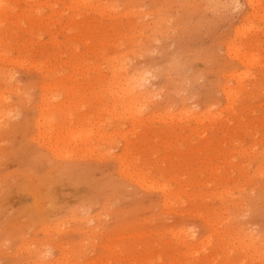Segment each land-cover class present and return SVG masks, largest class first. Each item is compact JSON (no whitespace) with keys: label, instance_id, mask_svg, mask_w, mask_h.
<instances>
[{"label":"rangeland","instance_id":"1","mask_svg":"<svg viewBox=\"0 0 264 264\" xmlns=\"http://www.w3.org/2000/svg\"><path fill=\"white\" fill-rule=\"evenodd\" d=\"M14 1L16 2L14 3ZM40 1L41 0L39 1L38 0H27V1L26 0H11V1L10 0H0L1 2L0 3V6H1L0 7V19H1L0 21L2 22V23L0 22V28H1L0 31L3 29L2 30L3 32L1 31V33H3L2 35H4V36L0 35L1 40L4 39V41L3 40L0 41V54L2 55V56L0 55L2 57V61L0 58V71L2 73L3 71L4 72L9 71L8 73L11 72L10 73L11 81L9 80L8 83L6 84L7 85L11 84L9 85V86H12L11 88L15 87L13 89L14 93H11L9 90H5L4 87H7V86L3 84V82L1 81V77H0V85H1L0 90L1 92L4 91L2 93L4 95L3 98H5L4 103L8 101L6 104L9 106V109L11 111V112L9 111V116L6 118L7 120L5 118L3 120L4 122L3 125H6V126L2 125V127L4 128L1 127L2 129L0 130V140H2L0 141V154H1L0 155V264H12V263L13 264H27V263L32 264L33 260L35 262L33 264H37V263L39 264L40 261H42L40 262V264H43V263L52 264L53 262H55V264H109V263L110 264H139V262L140 264H161V263L162 264H170V263L182 264V262L184 264H188V263L189 264H264V262L258 259L256 261L255 258L257 257H255V255H252L251 251H248V252L239 251V249L235 247V243L233 242L231 237H225L222 235L221 233L222 228H221L220 222L218 224H215V222L220 221V219L224 216V211H225L224 209H226L227 214L233 216L231 220L232 226H235V225L240 226L241 228H243L246 231H249L255 236L264 237V194L260 195L259 193V188L262 185H264V175H263L264 174L263 173L264 172L263 171L264 170V155H263L264 153H262L264 150V122H261V121H264V56H263L264 55V25H263L264 24V7H263L264 1L256 0L259 3L256 2L255 0L253 1V4L254 3L258 4V5L254 4L253 6V10H256L255 12L254 11L252 12L251 8L248 7V5L246 4L247 0H101L102 2H100V0H94V1L90 0L89 3L84 2V4L82 1L80 2V0H75V1L72 0L74 3H72L70 0H63V1L62 0H56V1L55 0L54 1L52 0L44 1L43 0L44 2L41 1L42 2L41 5L39 3L37 5V2H40ZM68 1H70L69 4H68ZM31 2L33 3L35 2L34 3L35 5L33 3L31 4ZM47 2H50L49 3L50 5L47 4ZM99 2L101 4H104L102 5L104 8H106V6L110 3L107 6L108 7L107 10L104 9ZM27 3L30 6L29 8H27L28 6ZM70 3L71 5L74 4L73 6L75 8L74 7L71 8ZM86 4H88V7ZM77 6L79 7L77 8ZM10 7L11 9H9ZM1 8L6 10L7 12L6 11L2 12ZM41 8L42 9L44 8L43 9L44 11ZM49 8H52V10H50ZM67 8L70 10H68ZM101 8L104 11L106 10L105 12H107L109 16H107V13L103 12ZM59 9L61 10V12L59 11ZM98 9L99 10L101 9L102 13L106 15L101 17L103 15L101 13L102 15L99 16L101 11L99 12ZM55 10H57L56 11L57 13L60 12V15L54 12ZM22 11H24V13ZM94 11H97V12H94ZM123 11H125L126 14ZM50 12L52 14H50ZM85 12H87L88 15H86L87 13ZM251 12L254 14L250 15ZM25 13H27V16ZM1 14L5 16V19L3 18V15ZM45 14L47 15L45 16ZM256 14L259 18L255 16ZM20 15L22 17H20ZM79 15L82 17H80ZM121 15L123 16L126 15L125 17L127 18ZM24 16H26L25 17L26 19L23 18ZM34 16L36 19L33 18ZM38 16L40 18L41 17L43 18V20L41 18L40 24H39ZM16 17H19V18L17 19ZM50 17L53 19V21H49ZM31 18L33 19V21ZM30 19H31V22H30ZM44 19L47 24L44 22ZM6 20H10V23L9 21H6ZM17 20H19V22ZM36 20H38V22ZM258 21H262L263 24ZM14 22H16V25ZM52 22L53 24H51ZM74 22H77V23H74ZM250 23L251 24L253 23L252 27L247 26V25H250ZM50 25L52 28L50 27ZM28 28L30 29L28 30L30 31V33H27L28 31L26 29ZM45 28H49V29L46 30ZM146 28L150 31H148ZM243 28L244 29L246 28L245 33H244ZM6 29L8 32L6 31ZM131 32H132V35H131ZM239 32H240V35L238 36L239 38L238 40L237 35L239 34ZM241 33H244V35H241ZM143 35H145L146 38ZM5 36L7 37L6 41L4 38ZM242 36H245V37H242ZM84 38L87 40V42L85 41ZM134 38H136V40H134ZM150 38H152L151 39L152 41L150 40ZM112 39L116 42H114ZM130 39L132 40V42L130 41ZM145 39L148 40L146 41V43H145ZM14 41L16 42L14 43ZM26 41L28 44L26 43ZM100 41L102 43H99ZM2 42H4V44ZM6 42L8 44H6ZM56 42L59 44L55 45ZM21 43L24 44L23 48L21 46L22 45ZM107 43H109L110 46L112 44L114 45H112L110 48L109 44ZM230 43L233 44V47L238 45V47H236L238 48L237 49L238 56L240 53L239 51L246 50L245 51L246 53H243V52L240 53L241 58L247 57L246 54L248 55L250 53L252 55L255 54L253 56H256V54L257 56L258 55L259 56L258 57L256 56L257 59L255 60L252 59L254 61L252 64H249V67H248L249 59L247 58L245 59H247L248 61L244 60V58L233 60L232 50L235 51L234 49L235 47L233 48ZM227 44H230V45L227 46ZM7 45L9 47V50H8ZM29 46L30 48L28 50ZM229 46L231 47V49H229L231 53L228 52L229 50L225 49L226 47L228 49ZM239 47L241 50L239 49ZM3 48L5 49L4 51H3ZM10 48H13V49H10ZM92 49L94 51H92ZM119 49L120 50L122 49V51H119ZM261 49L263 50L261 51ZM85 52L87 54H85ZM227 52L229 54H227ZM97 53H99L100 56ZM120 53H122L123 57H124V54H126L125 58L127 60V66H128L129 71H134V70L140 71V72L142 71L148 76L147 77L148 80L145 82V88H147L151 96L149 98V101L146 103L147 105L143 106L142 107L143 109L141 108L142 111L139 109L136 112V114L132 116L133 118L131 117V115H128V114H123V115L118 114L119 113L118 109L114 111L115 109H112L110 106L111 100L109 96L106 95L107 94L106 88L108 87L106 85H107V79L109 76L108 71L106 70V66H107L106 62H109L108 60H110L111 57L113 58L118 55L121 56ZM17 54H18V57H16ZM251 54L248 55V57H250ZM230 55H232V57ZM6 56H8L7 59H6ZM11 56L13 58L12 60H14L15 58L17 59V60L15 59L16 61L15 60L14 61L18 62L20 66L17 63H15L14 65V61L12 60L10 61H12L13 63L9 61L8 58L11 59ZM77 58L79 59L80 63L78 62ZM227 58H229V60ZM18 59H23V60L25 59L26 61L24 60L23 63H21V60L18 61ZM54 59L56 60V62ZM62 59H64V61L65 59L67 60L64 62L62 61ZM258 59H260L261 61ZM240 60H242L243 62ZM256 60L259 62L257 63ZM3 61L4 62L6 61L7 63L6 62L4 63ZM34 61L35 62L39 61V63L38 62L34 63ZM244 61L247 62V64L244 63ZM27 62H30V63L32 62L34 65L33 64L30 65V63H27ZM42 62L45 63V66ZM67 62L69 64L71 63L72 64L71 65L66 64ZM241 63H243L244 65L246 64L245 66L246 68H244V72H243L244 65L243 64L241 65ZM26 64H28L29 66ZM49 64L50 66H48ZM96 65H100V66L98 67ZM31 66L33 67L38 66V69L41 68L42 71L40 72L41 69L38 71L36 67H34L36 70L33 67L31 69ZM90 66L93 68H91ZM28 67L30 68L28 69ZM56 67H60L62 69L56 68ZM100 67L101 68L103 67L105 70L103 68L100 69ZM45 68H48L50 71ZM95 68L97 70H95ZM248 68H250V70H248ZM246 70H248L249 73H246L247 72ZM83 71H85L86 73ZM240 71L241 73H239ZM1 72H0V75H1ZM54 72L57 74H55ZM232 72L233 73L238 72L239 74L237 73V76H236V73H235V76H236L235 77L233 76L234 74ZM40 73L41 75H39ZM46 73L48 74L46 75ZM72 73H76V74L73 75ZM77 73H79L80 75ZM82 74L84 77L81 76ZM241 74L243 75L242 78H241ZM67 75H70V76H67ZM102 75L104 76V78ZM238 75H240V77ZM252 75L253 77L254 76L255 77L252 78ZM64 76L70 77V78H66ZM56 78L57 79L60 78L61 80L59 79L57 80ZM236 78H238L239 80L241 79L239 83H237L239 80L235 81ZM51 79L53 80L51 81ZM65 80L66 82L69 80V82H67L68 83L67 85H65L66 84L64 82ZM82 80H85L86 82L85 81L82 82ZM98 80L100 84L98 83ZM58 81H60L61 83H59ZM90 81H91V84H90ZM42 82L45 85L44 88H46V86L48 85V82L50 84L52 82L53 84L52 86L49 84V86H47L45 90L43 88L42 90L41 89V86H43ZM45 82L47 84H45ZM54 82H56L55 85H54ZM57 83L59 84V86ZM61 84H63L66 87L65 88L66 90H64V88L63 90H60L61 86H63ZM75 84L76 86L78 85L77 88L80 86L77 90H75L76 89L75 88L76 86H74ZM92 84H94V86ZM235 85L237 86L235 87ZM54 86L57 87V90H56V87ZM223 86H224V89H226L227 87L231 88L232 89L231 93L232 91H235V93H232V94L229 93L227 95L225 92H221V89L219 88H222ZM69 87H72L74 89L69 88ZM246 87L247 88L249 87L248 90H246L247 89ZM68 88L70 89V91ZM233 88L234 89L237 88V89L233 90ZM15 89H16V92H15ZM84 89L85 91H83ZM93 89L94 91H91ZM13 90L11 89L12 92ZM46 90H49L48 91L49 93H45L47 92ZM67 90H68L67 92L68 94L65 93V91ZM103 90L105 91L103 92ZM41 92H44L45 94L42 93L40 95ZM55 92L58 95H55L56 94ZM72 92L76 95L77 98L73 95ZM228 92H230V90ZM92 93L95 94V97ZM71 94L73 95L72 96L73 98L70 97ZM96 94L97 95L101 94L100 98H98ZM233 94H236V96L238 97H235V95L233 96ZM43 95L46 96L47 99L45 97L43 99ZM229 95H232V96H229ZM39 96L40 97L42 96L41 98L44 102L40 100L41 98H39ZM91 96L93 97L91 98ZM224 96L226 97V99ZM250 96L252 97L250 98ZM81 97H83L84 99H81ZM230 97H233V98L230 99ZM234 98H237V99H234ZM94 99L98 100V102ZM100 99H102V101ZM55 100L59 102H56ZM228 100H231V103ZM71 101L73 102L72 105L70 103ZM76 101L78 102V105L75 103ZM226 101L228 103H226ZM68 102L70 103V105ZM42 103H43V106L45 105L44 107L46 108L45 109L43 107L44 108L43 112L50 111L48 113L47 112L44 113L45 115L47 114L46 117L52 118L51 115L56 116L54 117L55 122L53 120L52 121L49 120L46 122L47 123L46 125H44L45 124L44 122H43L44 124L40 123L41 122V120L39 119L40 116H38L37 112L39 113L38 106H40ZM55 104L57 105L54 106ZM62 104L67 107L66 108H64V106L62 107ZM223 104L225 105L223 106ZM227 104L228 106H226ZM231 104L236 105V106L232 105L233 106L232 107ZM46 105L48 106L46 107ZM50 106L53 108H51ZM55 107L58 112L55 111ZM57 107H60V108H57ZM205 107L209 110H207ZM210 107L212 109H210ZM225 107L227 109L226 111L228 112L225 111ZM231 107L232 109L234 108L233 109L234 111L231 110ZM48 108L50 109L48 110ZM105 108L106 109L108 108L112 112H110L109 110H106L108 111V114L107 112L105 114H102L105 112ZM144 108L145 109L147 108V109L145 110ZM180 109L189 110L192 113H194V115L191 113V116H190V113L187 114V113L181 112ZM15 110L16 112H14ZM64 110L65 111L67 110L68 112H65ZM177 110H180L181 113L185 114L184 117L187 114L186 118L188 117V119L190 118L192 119L189 121L188 119L183 118V114L181 115L180 112L179 113L177 112ZM206 110L210 111L209 114ZM71 111L74 113H72ZM140 111L142 113H140ZM224 111L230 116L225 114ZM203 112L206 114H204ZM65 113H67L66 116H65ZM69 113L71 114V116H69ZM79 113L80 114L82 113V114L78 115ZM166 113L167 114L170 113V114L167 115ZM201 113L204 114L205 116L210 115V119L212 118L211 120L213 121L211 122V120L208 119L209 117L206 118L205 120V117H203ZM210 113H212L213 115L211 116ZM232 113L234 114L232 115ZM57 114H59L60 116ZM163 114L164 115L166 114L165 115L166 119L164 118V116H161ZM94 115H96L97 117H95ZM114 115H115V118H114ZM116 116H118L119 118L117 117L118 118L117 119ZM128 116H130L131 119L130 117L126 118ZM177 116H179L178 118L180 119L179 120L180 122L178 121V118H176ZM99 117L100 118L102 117V118L100 119ZM158 117H160L161 120H165L166 122L161 121L160 119H159L160 122H158V120H154V119H158ZM172 117L173 118L175 117L174 118L175 120ZM196 117H198V119L200 118L201 122H199L198 119H196ZM214 117H216V119ZM218 117L220 119H217ZM124 118L127 121L124 122L125 120ZM170 118H172L173 120ZM74 119L76 122L74 121ZM95 119H97L96 124L94 122L96 121ZM132 119H134L135 121L134 120L132 121ZM116 120L118 121V123ZM148 120L149 121L151 120V123H148L149 122ZM168 120L170 121L167 122ZM258 120L260 122H258ZM56 121H57V124H56ZM137 121L138 122L140 121V122L138 123ZM36 122L37 123L39 122L40 123L39 125H43L44 128H41L40 126L37 127ZM100 122L102 124H100ZM86 123L88 124L86 125ZM132 123L133 125H131ZM123 124L124 126L121 127ZM50 126H52L53 130L50 129L51 128ZM70 126H72V128ZM137 126L141 128L139 127L137 128ZM34 127H37L38 132L42 129L39 132V134L35 133L36 129ZM74 127H76V129L82 128L85 131L82 132V129H81L80 134L86 135L84 136L78 133L79 135L76 136L77 138L76 140H74L75 135H77L75 133L79 131L71 132V134L73 133L72 135H74L73 140L75 141V143L77 142L76 145H74L73 143L74 141H72V144L69 143L70 140L68 141V145H67L65 142H67V138L69 139V137L67 136L65 137V135H64L65 139L63 140L61 139L65 143V144L61 143L63 146L60 144L61 140L58 139L59 137H61L60 135L57 134L58 138H56V140L54 139V136H56V134L54 135L55 132L57 133V131L59 132L61 130L63 133L60 131L62 133L60 134L63 136V134L64 133L66 134L67 132L66 129L71 128L72 130H76ZM83 127H86V128L92 127L90 128L91 130L90 132H92V130L94 129L93 134L87 136L88 135L87 133L89 130L87 129L88 131H86V129ZM128 127H129V131H128ZM45 128H49L48 129L49 133L45 132L47 131V129ZM44 129L45 131H43ZM97 129L99 130L94 133V131ZM104 129L106 131H104ZM125 129H127L128 132ZM123 131H125L126 133H124ZM105 132L107 134L110 133L111 135L109 134L108 136ZM114 132L117 133L118 135L117 134L115 135ZM120 132H123L121 133L122 135H126L124 136L125 138L120 134ZM148 132L151 133L152 135L150 136ZM223 132L226 134H223ZM34 133L36 135L41 134L40 136L42 138H40V136L39 137L36 136V137H38L39 140L42 139L43 141H38ZM68 133L69 132H67V134ZM129 133L131 136L129 135ZM43 134L44 136L45 134L46 135L51 134V135H49V137L48 136L44 137ZM197 134L198 136L196 137ZM52 135L53 137L51 138L50 136ZM72 135L70 136V139H72L73 137ZM228 135L230 136L228 137ZM82 136L85 137V139L88 137L89 139L88 138L87 139L89 141L83 139ZM98 136L99 137L103 136L104 138L103 137L97 138ZM115 136H117L118 138ZM78 137L82 138V141H85V142L81 143L82 142L81 141L80 143H78L77 141L79 140ZM94 137L96 139H94ZM152 137L153 138L156 137V138L153 139ZM175 137L177 138V140ZM45 138L48 140H46ZM124 139H126V141ZM34 140H37V141H34ZM108 140L110 141V143H108L109 142ZM163 140H166L167 142L168 141L169 142L165 143ZM173 140H174V143H173ZM182 140L184 141L181 142ZM253 140L255 143H253ZM86 141L88 142L87 144H86ZM92 141H95V142H92ZM142 141L143 143H141ZM178 141L180 144L178 143ZM219 141H222L220 142V144L222 143L221 145H224V146H221L222 148L217 147V146H220V144L218 143ZM223 141H225L226 143ZM238 141L240 143H238ZM46 142L49 145L51 144L50 145L51 147L48 146ZM126 142H127V145H126ZM130 142H131V145H129ZM134 142H135V145H134ZM56 143L58 146H55V148L57 147L60 152H62L63 149L65 150L66 147H67L66 150H69L70 147H73V149L77 152L78 156L75 155L76 152H74V154L72 153L74 150L71 148L72 149L71 153L73 154V155H70L71 160L68 159L69 156L68 157L67 155L63 156L65 153L67 154L66 150L64 151L65 153L64 152L60 153L62 154L61 156L60 154H58L59 159L56 158L57 151L56 153L52 152L53 150H57V149L52 148L54 147L53 144H56ZM233 143L235 144L233 145ZM208 144L210 146H208ZM238 144L240 146H238ZM43 145H46L49 148H51V152L49 151L48 147L46 148V146H44L43 148ZM79 145L81 146V148ZM85 145L86 146L88 145L87 146L88 148L86 147L87 149H84ZM165 145L167 146L170 145V146L166 147ZM64 146L66 147L64 148ZM97 146H100L103 148H100ZM246 146H248L249 149H247ZM61 147L63 149H61ZM162 147H164L165 150ZM93 148H94V151L92 152ZM95 148H97V150ZM243 148L246 150H244ZM261 149L263 150L261 151ZM80 150L82 153L81 157H80V152H79ZM82 150L83 152L86 150L84 152L85 155L89 152L90 154L88 153V155L90 157L88 155L83 156L84 154ZM90 150L92 153L90 152ZM102 150H103L102 154H104L105 150H107L106 152L110 154L107 155L105 153L103 155L104 158H101L100 156H102V154L100 152ZM235 150H237L238 152H240L241 150L242 153L244 152H247V153H244L242 155L241 152L236 153L237 151ZM259 151L261 154H259ZM96 152L97 154L99 152V154L101 155L100 156L99 154L98 156L95 155L94 153ZM51 153L52 154L54 153L56 156L54 155L55 156L54 157L53 155H51ZM68 153L71 154L70 152ZM122 155H125V156L123 157ZM62 156L65 157L64 160ZM133 156L134 157L139 156V158L137 159V158H134ZM206 156L207 157L209 156L210 158H207ZM105 157L107 159H105ZM109 157H112L114 159L109 158ZM122 157H123V160L121 161ZM231 158H233L234 160ZM206 159L208 161H206ZM113 160H116V161H113ZM117 160H120L119 162L123 164V167L121 164H119ZM117 163L119 164V166ZM125 163L127 164L125 165ZM219 163L220 164L222 163L223 167ZM231 164L235 165V167ZM239 164H243V167L242 165H239ZM256 165L258 166V168ZM129 166L131 167L129 168ZM60 167H67L70 170L67 169L63 171L61 174H57V170ZM120 167L121 169H124V170H126L127 168L128 169L126 171L121 170L122 173L120 172L121 173L120 174L119 173ZM134 168H137L138 171L137 170L133 171ZM220 169H222V171ZM244 169H247V170H244ZM217 170H220V171H217ZM253 170H256V171L252 172ZM127 171L130 175L134 174L133 172H137V174H139L138 172L143 171V172H140L143 175L141 178L143 183L141 181L137 182L139 181L138 180L140 178L139 175L141 174H139L138 176L137 174L136 175L134 174L135 175L134 178H137V177L139 178L135 179L134 180L135 182H133V180H131L133 175H131L132 177H130L128 173L127 175L123 174ZM144 171L146 174H144ZM238 172L239 174H237ZM257 172L258 174L260 173L262 174L263 176L261 177L262 179L260 178L261 175L259 176ZM117 173L120 174V176ZM213 173L215 174L213 175ZM126 176L129 178L127 179ZM250 176L252 177L250 178ZM56 177H58V179H63L62 181L63 186L59 188L56 187V184H57L56 179H55ZM145 177H148V178L150 177L149 178L150 180H155L153 181V183L157 184V186L153 184L148 178L147 180H145L148 182H145L144 181ZM234 177L236 178L237 181L235 180ZM238 177L239 179H237ZM248 179H250V181ZM206 181L208 183H206ZM144 182L145 184L148 183L147 185H149V187H145ZM246 183L247 185H245ZM137 184L139 186L142 185L143 189L140 188ZM161 184L162 186L163 185L165 186L164 191L160 190V189H163L164 187V186L161 187ZM202 184L203 186L205 185V188L204 187L202 188L200 186ZM206 184L208 185L206 186ZM151 185H153L154 187ZM168 187H171L172 189ZM149 188H152V189L155 188L157 192L154 189L151 190ZM157 188L159 190H157ZM221 188H222V191H220ZM35 189H37V191L39 192L37 191L36 193L35 191L33 192V190ZM235 189H237V191ZM28 191H29V194L31 193L30 196L28 194ZM55 191H56V194L58 195L55 194ZM171 191H174V192H171ZM208 191H210L211 193ZM41 192H43L44 194ZM51 192H52V195H51ZM199 192H201L202 194ZM213 192H216V193H213ZM165 193H167L168 194L167 196L169 197L164 196ZM173 193L175 194L173 195ZM224 193L227 194L228 196H226ZM193 194H196V195L194 196ZM209 194L210 195L213 194V195L208 196ZM48 196L49 198L50 197L51 198L49 199ZM32 197L35 198V200ZM199 197L201 199H199ZM56 198L57 199L59 198L58 199L59 202ZM167 198L168 200H166ZM174 198L176 199L174 200ZM171 199L174 201H172ZM202 199L203 201H201ZM237 199L240 201L241 206L232 208L233 206L231 204L237 201ZM49 200L50 201L52 200V201L50 204H47L48 202H50ZM191 201H194V203ZM165 202H166V205H162V203L165 204ZM32 203L35 206H33ZM228 203H231V204H228ZM161 205L166 208L162 207ZM167 205L169 206L167 207ZM218 209H220L221 211ZM87 214L89 215V218ZM57 215L59 216L57 217ZM72 216L75 218H72ZM83 217L85 220L84 219L81 220V218ZM202 219H205V220H202ZM211 220H213V222ZM56 221H58V224H56ZM52 222L54 226L57 225L55 226L56 229L52 228L53 227ZM207 222L209 224H207ZM45 225H48V226L44 227ZM209 225L211 226L209 227ZM39 226H40V229H38ZM179 228L181 229L183 228V230L191 229L195 233L194 234L195 239L188 240V243L190 245L188 246L189 248L185 246H181V244L178 243L175 236L171 235L172 232L174 233L178 231ZM41 230H43V232ZM44 230H47L50 233L48 234L47 231L45 232ZM53 230L55 231L56 234L54 233ZM57 230L58 232H56ZM163 231L168 234L164 233ZM206 235L209 236V238L207 237L202 238L203 236H206ZM170 236H172V239ZM29 238H32V239L30 240ZM43 238H44V241H42ZM21 239L23 241H27L25 243H28V245L26 244L25 246H27L28 248L24 247V242ZM205 240L206 241L210 240V243L206 242ZM21 241L23 242V244L21 243ZM37 241H41L39 242L40 243L39 245ZM56 241L59 243H57ZM198 241H200V243ZM201 241H203L202 243L204 244H202ZM31 242L35 245V248H34V245L31 244ZM44 242L45 243L48 242L50 245L48 243H47L48 245L47 244L44 245ZM18 244L20 248H18L17 250V248H14V247H18L17 246ZM57 244H60L61 246L64 245V246L59 247V245ZM40 245H44L43 248L44 247L45 248L43 249L42 246ZM37 246H39L38 249H36ZM21 247L25 248L23 250V252L25 251L24 253L22 252ZM102 247H105V249L103 250ZM192 247L193 249L195 247V250H194L195 253L199 250L196 253L198 255L196 254L193 255L194 252H193ZM196 247L198 248L196 249ZM48 248L51 250L52 255L50 258L46 260L42 259V256H41V260H39V258L36 257V253H33L34 251L38 252L39 250L41 254H43ZM59 248L61 251L59 250ZM14 250L19 251L20 254L19 252L14 253L16 252ZM31 250H34V251L32 252ZM60 252L63 254L62 255L63 257L61 256ZM65 252L67 255L65 254ZM110 253H112L113 255ZM64 254L66 255V257ZM68 255L69 257H67ZM158 258L160 259V261L157 260ZM202 258L206 260L203 261ZM37 259L39 260V262ZM52 259L53 260L55 259V260L51 262ZM254 260L255 262H253Z\"/></svg>","mask_w":264,"mask_h":264},{"label":"bare ground","instance_id":"2","mask_svg":"<svg viewBox=\"0 0 264 264\" xmlns=\"http://www.w3.org/2000/svg\"><path fill=\"white\" fill-rule=\"evenodd\" d=\"M10 1H11V0H10ZM26 1H27V0H26ZM38 1H39V0H38ZM41 1L44 2V1H46V0H44V1L41 0ZM41 1H40V2H37V5H38V3L41 5V4H42ZM50 1H51V0H50ZM52 1H54V0H52ZM55 1H56V0H55ZM62 1H63V0H62ZM70 1H71L72 3H74L72 0H70ZM70 1H68V4H69ZM74 1H75V0H74ZM81 1H82L83 4H84V2H88V3H89L90 0H80V2H81ZM93 1H94V0H93ZM253 1H254V0H247V1H246V2H247L246 4L248 5V7L251 8L252 12H253V11L255 12L256 10H253V6H254V4H256V3L253 4ZM255 1H256V0H255ZM263 1H264V0H263ZM15 2H16V1H14V3H15ZM17 2H18V1H17ZM19 2H21V1H19ZM100 2H102V1L100 0ZM100 2H99V3H100ZM256 2H258V1H256ZM260 2H261V1H260ZM0 3H1V2H0ZM8 3H9V2H8ZM23 3H24V2H23ZM32 3H33V2H31V4H32ZM34 3H35V2H34ZM34 3H33V4H34ZM49 3H50V2H47V4H49ZM52 3H53V2H52ZM61 3H62V2H61ZM76 3H77V1H76ZM76 3H75V4H76ZM78 3H79V2H78ZM97 3H98V2H97ZM258 3H259V2H258ZM263 3H264V2H263ZM2 4H3V3H2ZM17 4H19V3H17ZM44 4H45V3H44ZM54 4H55V3H54ZM54 4H53V5H54ZM83 4H82V5H83ZM91 4H92V3H91ZM95 4H96V2H95ZM100 4H101V3H100ZM100 4H99V5H100ZM109 4H110V3H109ZM109 4H108V5H109ZM27 5H28V3H27ZM27 5H26V6H27ZM34 5H35V4H34ZM49 5H50V4H49ZM53 5H52V6H53ZM61 5H62V4H61ZM73 5H74V4H73ZM73 5H71V3H70L71 8L74 7ZM79 5H81V4H79ZM86 5H87V7H88V4H86ZM99 5H98V6H99ZM102 5H104V4H101V6H102ZM108 5H107V6H108ZM256 5H258V4H256ZM263 5H264V4H263ZM263 5H262V6H263ZM2 6H3V5H2ZM7 6H8V5H7ZM7 6H5V7H7ZM10 6H11V5H10ZM13 6H14V5H13ZM17 6H18V5H17ZM44 6H46V5H44ZM44 6H42V7H44ZM47 6H48V5H47ZM55 6H56V5H55ZM55 6H54V7H55ZM57 6H58V5H57ZM65 6H67V5H65ZM75 6H76V5H75ZM107 6H106V8H104L103 6H102V7H103L104 9L107 10V8H108ZM259 6H260V5H259ZM259 6H258V7H259ZM0 7H1V6H0ZM5 7H4V9H5ZM15 7H16V6H15ZM29 7H30V6L28 5L27 8H29ZM48 7H49V6H48ZM50 7H51V6H50ZM63 7H64V6H63ZM78 7H79V6H77V8H78ZM85 7H86V6H85ZM89 7H90V6H89ZM258 7H257V8H258ZM263 7H264V6H263ZM263 7H262V8H263ZM13 8H14V7H13ZM69 8H70V7H69ZM74 8H75V7H74ZM91 8H93V7H91ZM94 8H95V7H94ZM99 8H100V7H99ZM4 9L1 8L2 12H5V11H6V10H4ZM7 9H8V8H7ZM9 9H11V7H10ZM25 9H26V8H25ZM25 9H24V10H25ZM41 9H42V8H41ZM43 9H44V8H43ZM43 9H42V10H43ZM49 9L52 10V8H49ZM61 9H62V8H61ZM67 9H68V8H67ZM95 9H96V8H95ZM101 9H102V8H101ZM101 9H100V10L98 9L99 12L101 11ZM30 10H31V8H30ZM32 10H33V9H32ZM39 10H40V9H39ZM45 10H46V9H45ZM68 10H70V9H68ZM82 10H83V9H82ZM102 10H103V9H102ZM106 10H105V11H106ZM109 10H110V9H109ZM112 10H113V9H112ZM112 10H111V11H112ZM37 11H38V10H37ZM43 11H44V10H43ZM56 11H57V10H55L54 12H56ZM59 11L61 12L60 9H59ZM76 11H77V10H76ZM78 11H79V10H78ZM91 11H93V10H91ZM105 11L103 10V12H105ZM111 11H110V12H111ZM259 11H260V10H259ZM2 12H1V13H2ZM6 12H7V11H6ZM22 12L24 13V11H22ZM52 12H53V11H52ZM60 12H59V13L56 12V13H57L58 15H60ZM74 12H75V10H74ZM94 12H97V11H94ZM113 12H114V11H113ZM123 12L125 13V11H123ZM126 12H127V11H126ZM252 12H251L250 15L254 14V13H252ZM257 12H258V10H257ZM260 12H261V11H260ZM23 13H22V14H23ZM27 13H28V12H27ZM27 13H25L26 16H27ZM33 13H34V12H33ZM36 13H37V12H36ZM44 13H45V12H44ZM48 13H49V12H48ZM63 13H64V12H63ZM70 13H71V12H70ZM82 13H83V12H82ZM85 13H87V12H85ZM101 13H102V11L100 12V15H99V14H98V15L101 16V15L103 14V13H102V14H101ZM105 13H107V12H105ZM131 13H132V12H131ZM22 14H21V15H22ZM41 14H42V13H41ZM50 14H52V13L50 12ZM53 14H55V13H53ZM121 14H123V13H121ZM125 14H126V13H125ZM261 14H262V13H261ZM1 15H3V14H1ZM5 15H6V14H5ZM21 15H20V17H22ZM29 15H30V14H29ZM46 15H47V14H45V16H46ZM58 15H57V16H58ZM86 15H88V13H87ZM89 15H91V14H89ZM93 15H94V14H93ZM104 15H106V14H103L101 17H103ZM110 15H111V14H110ZM250 15H249V16H250ZM258 15H259V14H258ZM26 16H24L23 18H25ZM43 16H44V15H43ZM79 16H80V15H79ZM107 16H109L108 13H107ZM121 16H123V15H121ZM125 16H126V15H124L123 17H125ZM255 16L258 17L257 14H256ZM262 16H263V15H262ZM8 17H9V16H8ZM38 17H39V16H38ZM38 17H37V18H38ZM48 17H49V16H48ZM51 17H52V16H51ZM51 17H50V20H49V21H53V19H52ZM59 17H60V16H59ZM65 17H67V16H65ZM74 17H75V16H74ZM80 17H82V16H80ZM97 17H98V16H97ZM105 17H106V16H105ZM110 17H111V16H110ZM1 18H2V17H1ZM3 18L5 19V16H4V15H3ZM3 18H2V19H3ZM16 18L18 19L19 17H16ZM33 18H35V16H34ZM41 18H42V17H41ZM41 18L39 17V19H38V20H39V24H40V20H41ZM45 18H46V17H45ZM107 18H108V17H107ZM125 18H127V17H125ZM249 18H250V17H249ZM258 18H259V17H258ZM12 19H13V18H12ZM25 19H26V18H25ZM31 19H32V18H31ZM31 19H30V22H31ZM35 19H36V18H35ZM51 19H52V20H51ZM68 19H69V18H68ZM252 19H253V18H252ZM252 19H251V20H252ZM254 19H255V18H254ZM0 20H1V19H0ZM10 20H11V19H10ZM10 20H6V21H9V23H10ZM14 20H16V19H14ZM14 20H12V21H14ZM28 20H29V19H28ZM38 20H36V21L38 22ZM42 20H43V18H42ZM46 20H48V19H46ZM54 20H56V19H54ZM251 20H250V22H251ZM256 20H258V19H256ZM2 21H4V20H2ZM17 21L19 22V20H17ZM17 21H16V22H17ZM32 21H33V19H32ZM36 21H35V22H36ZM49 21H48V22H49ZM67 21H68V20H67ZM69 21H70V20H69ZM0 22H1V21H0ZM16 22H14L15 25H16ZM42 22H43V21H42ZM44 22H45V19H44ZM44 22H43V23H44ZM88 22H89V21H88ZM247 22H248V21H247ZM258 22H261V23H262V21H258ZM258 22H257V23H258ZM1 23H2V22H1ZM12 23H13V22H12ZM28 23H29V22H28ZM45 23H46V22H45ZM45 23H44V24H45ZM74 23H77V22H74ZM80 23H81V22H80ZM116 23H117V22H116ZM136 23H138V22H136ZM46 24H47V23H46ZM51 24H53V22H52ZM62 24H63V22H62ZM66 24H67V22H66ZM68 24H70V23H68ZM71 24H72V23H71ZM82 24H83V23H82ZM142 24H143V23H142ZM241 24H243V23H241ZM248 24H249V23H248ZM252 24H253V23H252ZM252 24L250 23V25H247V26H251V27H252ZM262 24H263V23H262ZM13 25H14V24H13ZM25 25H26V24H25ZM37 25H38V23H37ZM58 25H59V24H58ZM73 25H74V24H73ZM116 25H118V24H116ZM119 25H120V24H119ZM144 25H145V24H144ZM263 25H264V24H263ZM3 26H5V25H3ZM8 26H9V25H8ZM68 26H69V25H68ZM79 26H80V25H79ZM82 26H83V25H82ZM140 26H141V25H140ZM154 26H155V25H154ZM14 27H16V26H14ZM17 27H18V26H17ZM50 27H51V25H50ZM59 27H60V26H59ZM59 27H58V28H59ZM61 27H62V25H61ZM61 27H60V28H61ZM66 27H67V26H66ZM103 27H104V26H103ZM108 27H109V26H108ZM141 27H142V26H141ZM240 27H241V25H240ZM6 28H7V27H6ZM9 28H10V27H9ZM22 28H24V27H22ZM35 28H36V27H35ZM51 28H52V27H51ZM69 28H70V27H69ZM136 28H138V27H136ZM139 28H140V27H139ZM236 28H238V27H236ZM0 29H1V28H0ZM10 29H11V28H10ZM12 29H13V28H12ZM19 29H20V28H19ZM38 29H39V28H38ZM45 29L47 30V29H49V28H45ZM53 29H55V28H53ZM64 29H65V28H64ZM66 29H67V28H66ZM141 29H142V28H141ZM146 29H147V28H146ZM249 29H250V27H249ZM249 29H248V30H249ZM251 29H252V28H251ZM255 29H257V28H255ZM260 29H261V27H260ZM260 29H259V30H260ZM2 30H3V29H2ZM2 30H1V31H2ZM23 30H24V29H23ZM26 30L28 31V30H30V29L28 28V29H26ZM33 30H34V29H33ZM35 30H36V29H35ZM41 30H42V29H41ZM46 30H45V31H46ZM144 30H145V29H144ZM147 30H148V29H147ZM241 30H242V29H241ZM243 30H244V33H245L246 28H245V29L243 28ZM253 30H254V29H253ZM1 31H0V33H1ZM4 31H5V30H4ZM6 31H7V29H6ZM6 31H5V32H6ZM11 31H13V30H11ZM18 31H19V30H18ZM61 31H62V29H61ZM72 31H73V30H72ZM72 31H71V32H72ZM109 31H110V30H109ZM139 31H140V30H139ZM148 31H150V30H148ZM235 31H236V30H235ZM235 31H233V32H235ZM237 31H238V29H237ZM249 31H250V30H249ZM2 32H3V31H2ZM7 32H8V31H7ZM9 32H10V30H9ZM19 32H20V31H19ZM31 32H32V31H31ZM50 32H51V31H50ZM132 32H133V31H132ZM132 32H131V35H132ZM240 32H241V31H240ZM240 32H239V34L237 35V38H238V36L240 35ZM242 32H243V31H242ZM252 32H253V31H252ZM252 32H251V33H252ZM11 33H12V32H11ZM13 33H14V32H13ZM27 33H30V31H28ZM32 33H33V32H32ZM48 33H49V32H48ZM137 33H138V32H137ZM237 33H238V32H237ZM244 33H241V35H244ZM2 34H3V33H1L0 35H2ZM15 34H16V33H15ZM18 34H20V33H18ZM122 34H123V33H122ZM246 34H247V33H246ZM246 34H245V35H246ZM254 34H255V33H254ZM262 34H263V33H262ZM10 35H11V34H10ZM12 35H13V34H12ZM21 35H22V34H21ZM32 35H33V34H32ZM124 35H125V34H124ZM139 35H140V33H139ZM139 35H138V36H139ZM152 35H153V33H152ZM248 35H249V34H248ZM2 36H4V35H2ZM24 36H25V35H24ZM37 36H38V35H37ZM46 36H47V35H46ZM83 36H84V35H83ZM126 36H127V35H126ZM138 36H137V37H138ZM143 36H145V35H143ZM147 36H148V34H147ZM234 36H235V35H234ZM11 37H12V36H11ZM14 37H15V36H14ZM20 37H21V36H20ZM49 37H50V36H49ZM51 37H52V36H51ZM134 37H135V36H134ZM232 37H233V36H232ZM242 37H245V36H242ZM260 37H262V36H260ZM4 38H5V41H6V38H7V37L5 36ZM9 38H10V37H9ZM16 38H17V37H16ZM23 38H24V37H23ZM31 38H32V37H31ZM127 38H128V37H127ZM129 38H130V36H129ZM145 38H146V36H145ZM233 38H234V37H233ZM233 38H232V39H233ZM19 39H20V38H19ZM80 39H81V38H80ZM84 39H85V38H84ZM148 39H149V38H148ZM151 39H152V38H150V40H151ZM245 39H246V38H245ZM2 40L4 41V39H2ZM2 40H1V38H0V41H2ZM52 40H53V38H52ZM103 40H104V39H103ZM112 40H113V39H112ZM128 40H129V39H128ZM128 40H127V41H128ZM134 40H136V38H134ZM234 40H235V39H234ZM238 40H239V38H238ZM238 40H237V41H238ZM21 41H22V40H21ZM49 41H50V40H49ZM83 41H84V40H83ZM85 41L87 42L86 39H85ZM113 41H114V40H113ZM130 41L132 42L131 39H130ZM146 41H148V40L145 39V43H146ZM151 41H152V40H151ZM259 41H260V40H259ZM11 42H12V41H11ZM15 42H16V41H14V43H15ZM19 42H20V41H19ZM19 42H18V43H19ZM51 42H52V41H51ZM80 42H81V41H80ZM88 42H89V41H88ZM114 42H116V41H114ZM114 42H113V43H114ZM131 42H130V43H131ZM138 42H139V41H138ZM234 42H235V41H234ZM234 42H233V43H234ZM255 42H256V41H255ZM2 43L4 44V42H2ZM18 43H17V44H18ZM26 43H27V41H26ZM26 43H25V44H26ZM84 43H85V42H84ZM92 43H93V41H92ZM96 43H97V42H96ZM99 43H102V42L100 41ZM109 43H110V42H109ZM109 43H107V44H109ZM126 43H127V42H126ZM133 43H134V42H133ZM228 43H229V41H228ZM257 43H258V42H257ZM6 44H8V43L6 42ZM21 44H22V43H21ZM27 44H28V43H27ZM57 44H59V43L56 42L55 45H57ZM110 44H111V43H110ZM110 44H109V46H110ZM119 44H120V43H119ZM134 44H135V43H134ZM230 44H231V43H230ZM230 44H227V46L230 45ZM255 44H256V43H255ZM11 45H12V44H11ZM11 45H9V46H11ZM18 45H19V44H18ZM23 45H24V44L21 45L22 48H23ZM67 45H68V44H67ZM74 45H75V44H74ZM104 45H105V44H104ZM112 45H114V44H112ZM112 45H111V46H112ZM115 45H116V44H115ZM121 45H122V44H121ZM121 45H120V46H121ZM127 45H128V44H127ZM137 45H138V43H137ZM231 45H232V47H233V44H231ZM260 45H261V44H260ZM12 46H13V45H12ZM58 46H59V45H58ZM60 46H61V45H60ZM99 46H100V44H99ZM106 46H107V45H106ZM111 46H110V48H111ZM130 46H131V44H130ZM239 46H240V45H239ZM2 47H3V46H2ZM7 47H8V45H7ZM64 47H65V45H64ZM72 47H74V46H72ZM84 47H85V45H84ZM90 47H91V46H90ZM114 47H115V46H114ZM118 47H119V46H118ZM127 47H128V46H127ZM224 47H225V46H224ZM234 47H235V48H234ZM234 47H233V48L235 49V51L232 50L233 60H234V59H242V58H244V60L249 59L250 63H249V61L247 60V61H248V67H249V64H252L253 61H254L255 59H257V58H256L257 54H256V56H253V55H255V54L252 55L251 53H250V54H251V56H250L251 58L248 57V55H250V54H248V55L246 54L247 57H242V58H241V57H240V53H241V52L246 53V52H245L246 50H243V51H239V50H238V51L240 52V53H239V56H238V54H237V53H238V52H237V49H238V48H236V47H238V45H237V46H234ZM243 47H245V46H243ZM253 47H254V46H253ZM25 48H26V46H25ZM29 48H30V46L28 47V50H29ZM77 48H78V47H77ZM77 48H76V50H77ZM104 48H105V47H104ZM112 48H113V47H112ZM233 48H232V49H233ZM10 49H13V48H10ZM19 49H20V48H19ZM57 49H58V48H57ZM68 49H69V48H68ZM70 49H71V48H70ZM72 49H73V48H72ZM97 49H98V48H97ZM115 49H116V48H115ZM129 49H130V48H129ZM131 49H132V48H131ZM225 49H226V50H229V49H231V47L229 46L228 49H227V47H226ZM239 49H240V47H239ZM251 49H253V48H251ZM257 49H258V48H257ZM4 50H5V49L3 48V51H4ZM8 50H9V47H8ZM30 50H31V49H30ZM76 50H75V51H76ZM95 50H96V49H95ZM103 50H104V49H103ZM103 50H102V51H103ZM240 50H241V49H240ZM262 50H263V49H261V51H262ZM3 51H2V52H3ZM6 51H7V50H6ZM10 51H11V50H10ZM18 51H20V50H18ZM23 51H24V49H23ZM25 51H27V50H25ZM31 51H32V50H31ZM68 51H70V50H68ZM85 51H86V50H85ZM92 51H94V50L92 49ZM99 51H100V50H99ZM119 51H122V49H121V50L119 49ZM2 52H1V53H2ZM8 52H9V51H8ZM72 52H73V50H72ZM82 52H83V51H82ZM82 52H81V53H82ZM97 52H98V50H97ZM133 52H134V50H133ZM135 52H136V51H135ZM228 52H230V50H229ZM228 52H227V54H229ZM257 52H258V51H257ZM42 53H43V52H42ZM76 53H77V52H76ZM78 53H79V51H78ZM78 53H77V54H78ZM92 53H93V52H92ZM110 53H111V52H110ZM124 53H126V52H124ZM128 53H129V52H128ZM230 53H231V52H230ZM233 53H234V54H233ZM254 53H255V52H254ZM4 54H5V53H4ZM18 54H19V53H18ZM18 54L16 55V57H18ZM22 54H23V53H22ZM65 54H66V53H65ZM85 54H87V53L85 52ZM97 54L99 55V53H97ZM97 54H96V55H97ZM129 54H130V53H129ZM0 55H1V54H0ZM12 55H13V54H12ZM25 55H26V54H25ZM41 55H42V54H41ZM60 55H61V54H60ZM67 55H68V54H67ZM93 55H94V54H93ZM98 55H97V56H98ZM101 55H102V54H101ZM114 55H115V54H114ZM120 55H121V56L118 55V56L113 57V58L111 57V59L108 60L109 62H106V63H107V66H106V65H105V66H106V70L108 71V74H109V76L107 75V76H108V79H107V85H106V86H108V87L106 88V89H107V92H106L107 94H106V95L109 96V98H110V100H111V101H110V102H111V103H110V104H111L110 106H111L112 109H115L114 111H116V109H118V110H119V113H118V114H121V115H123V114H128V115H131V117H132L133 115L136 114V112H137L139 109L142 111V109H143L142 107L145 106V105H147L146 103L149 101V98H150V96H151V94H149L150 92H148L147 88H145V82L148 80V79H147L148 76H147V74H145V73L142 72V71H141V72H140V71H136V70H134V71H129L128 66H127V60H126V58H125V55H126V54H124V57L122 56V53H120ZM131 55H132V54H131ZM232 55H230V56L232 57ZM1 56H2V55H1ZM1 56H0V58H1V61H2V57H1ZM3 56H4V55H3ZM55 56H56V55H55ZM99 56H100V55H99ZM103 56H104V55H103ZM106 56H107V55H106ZM106 56H105V58H106ZM244 56H245V55H244ZM252 56H253V58H252ZM258 56H259V55H258ZM258 56H257V57H258ZM261 56H262V55H261ZM263 56H264V55H263ZM4 57H5V56H4ZM4 57H3V58H4ZM7 57H8V56H6V59H7ZM20 57H22V56H20ZM226 57H227V56H226ZM254 57H255V58H254ZM51 58H52V57H51ZM59 58H60V57H59ZM72 58H73V57H72ZM79 58H80V57H79ZM102 58H103V57H102ZM109 58H110V56H109ZM109 58H107V59H109ZM127 58H129V57H127ZM245 58H247V59H245ZM261 58H262V57H261ZM4 59H5V58H4ZM8 59H9V61H10V60H12L13 58H12V56H11V59H10V58H8ZM15 59H16V58H15ZM15 59H14V60H15ZM26 59H27V58H26ZM68 59H69V58H68ZM77 59H78V58H77ZM91 59H92V58H91ZM103 59H104V58H103ZM227 59L229 60V58H227ZM250 59H251V60L254 59V60L251 61ZM14 60H12V61H14ZM16 60H17V59H16ZM16 60H15V61H16ZM20 60H21V63H23V61H24L25 59H24V60H23V59H18V61H20ZM28 60H29V59H28ZM28 60H27V61H28ZM33 60H35V59H33ZM47 60H48V59H47ZM54 60H55V59H54ZM57 60H58V58H57ZM66 60H67V59H65V61H66ZM258 60H260V59H258ZM12 61H10V62L13 63ZM15 61H14V65H15V63L18 64V62H15ZM25 61H26V60H25ZM42 61H43V60H42ZM48 61H49V60H48ZM52 61H53V59H52ZM59 61H60V59H59ZM62 61H64V59H62ZM65 61H64V62H65ZM87 61H88V60H87ZM89 61H90V60H89ZM103 61H104V60H103ZM236 61H237V60H236ZM240 61H242V60H240ZM256 61H257V60H256ZM260 61H261V60H260ZM3 62H4V61H3ZM5 62H6V61H5ZM5 62H4V63H5ZM10 62H9V63H10ZM32 62H33V61H32ZM32 62H31V63H30V62H27V63H30V65H32V64H33ZM36 62L39 63V61H36ZM36 62L34 61V63H36ZM44 62H45V61H44ZM55 62H56V60H55ZM78 62H79V59H78ZM81 62H82V61H81ZM128 62H129V61H128ZM238 62H239V60H238ZM242 62H243V61H242ZM258 62H259V61H257V63H258ZM6 63H7V62H6ZM24 63H25V62H24ZM38 63H37V64H38ZM42 63H43V62H42ZM46 63H47V62H46ZM49 63H50V62H49ZM79 63H80V62H79ZM106 63H104V64H106ZM244 63L247 64V62H245V61H244ZM254 63H255V62H254ZM43 64H44V66H45V63H43ZM53 64H54V63H53ZM66 64H69V63L67 62ZM71 64H72V63H71ZM71 64H69V65H71ZM100 64H101V63H100ZM242 64H243V63H241V65H242ZM246 64H245V65L243 64V65H244V67H243V72H244V68H246V67H245ZM1 65H2V64H1ZM8 65H9V64H8ZM18 65H19V64H18ZM18 65H16V66H18ZM26 65H28V64H26ZM33 65H34V64H33ZM35 65H36V64H35ZM46 65H47V64H46ZM73 65H74V64H73ZM75 65H76V63H75ZM87 65H88V64H87ZM91 65H92V64H91ZM94 65H95V64H94ZM260 65H261V64H260ZM19 66H20V65H19ZM28 66H29V65H28ZM48 66H50V64H49ZM57 66H58V65H57ZM61 66H62V65H61ZM79 66H81V65H79ZM96 66L99 67L100 65H96ZM256 66H257V65H256ZM256 66H255V67H256ZM9 67H10V66H9ZM9 67H8V68H9ZM21 67H22V65H21ZM25 67H26V66H25ZM32 67H33V66H31V69H32ZM34 67H36V69H38V66H34ZM34 67H33V68H34ZM39 67H40V66H39ZM46 67H47V66H46ZM67 67H68V66H67ZM90 67H91V66H90ZM251 67H252V66H251ZM29 68H30V67H28V69H29ZM56 68H60V67H56ZM69 68H70V67H69ZM74 68H75V67H74ZM74 68H73V69H74ZM76 68H77V67H76ZM83 68H84V67H83ZM91 68H93V67H91ZM91 68H89V69H91ZM102 68H103V67H102ZM102 68L100 67V69H102ZM257 68H258V67H257ZM22 69H23V68H22ZM34 69H35V68H34ZM36 69H35V70H36ZM40 69H41V68H39L38 71H39ZM45 69H48V68H45ZM52 69H53V67H52ZM60 69H62V68H60ZM73 69H72V70H73ZM77 69H78V68H77ZM77 69H76V71H77ZM87 69H88V67H87ZM103 69H104V68H103ZM4 70H5V69H4ZM48 70H49V69H48ZM55 70H57V69H55ZM63 70H64V69H63ZM70 70H71V69H70ZM84 70H86V69H84ZM92 70H93V69H92ZM92 70H91V71H92ZM95 70H97V69L95 68ZM104 70H105V69H104ZM248 70H250V68H248ZM248 70H246V71H247L246 73H249ZM256 70H257V69H256ZM5 71H6V70H5ZM41 71H42V69L40 70V72H41ZM43 71H44V70H43ZM49 71H50V70H49ZM259 71H260V69H259ZM0 72H1V71H0ZM8 72H9V71H6V72L3 71V73L1 72V75H0V77H1V81L3 82V84H5V86H7V87H4L5 90H9L11 93H14V90H13V89H14L15 87H14V88H11L12 86H9V85H11V84H9V85L6 84V83H8L9 80L11 81V79H10V78H11V77H10V76H11V75H10L11 72H10V73H8ZM52 72H53V70H52ZM55 72H57V71H55ZM55 72H54V73H55ZM59 72H60V71H59ZM66 72H67V71H66ZM73 72H74V71H73ZM80 72H81V71H80ZM83 72H85V71H83ZM87 72H88V71H87ZM250 72H251V71H250ZM257 72H258V71H257ZM42 73H43V72H42ZM49 73H50V72H49ZM60 73H61V72H60ZM85 73H86V72H85ZM89 73H90V71H89ZM92 73H93V72H92ZM232 73H233V72H232ZM235 73H236V76H237V73H238V72H234V73H233L234 75H233V74H232V75L235 76ZM239 73H241V71H240ZM239 73H238V74H239ZM47 74H48V73H46V75H47ZM50 74H51V73H50ZM55 74H57V73H55ZM72 74L74 75V74H76V73H72ZM77 74H79V73H77ZM100 74H101V73H100ZM102 74H103V73H102ZM230 74H231V73H230ZM242 74H243V73H242ZM242 74H241V78H242V76H243ZM256 74H257V73H256ZM39 75H41V73H40ZM51 75H52V74H51ZM58 75H59V74H58ZM70 75H71V74H70ZM70 75H67V76H70ZM79 75H80V74H79ZM224 75H225V74H224ZM244 75H246V74H244ZM248 75H249V74H248ZM12 76H13V75H12ZM44 76H45V75H44ZM48 76H49V75H48ZM62 76H63V75H62ZM62 76H61V77H62ZM81 76H83V74H82ZM81 76H80V77H81ZM87 76H88V75H87ZM102 76H103V75H102ZM226 76H227V75H226ZM236 76H235V77H236ZM238 76L240 77V75H238ZM64 77H66V76H64ZM71 77H72V76H71ZM83 77H84V76H83ZM88 77H89V76H88ZM91 77H92V76H91ZM224 77H225V76H224ZM244 77H245V76H244ZM247 77H248V76H247ZM254 77H255V76H254ZM254 77H253V75H252V78H254ZM44 78H45V77H44ZM47 78H48V77H47ZM50 78H51V77H50ZM66 78H70V77H66ZM66 78H65V79H66ZM75 78H76V77H75ZM78 78H79V76H78ZM103 78H104V76H103ZM103 78H102V79H103ZM250 78H251V77H250ZM12 79H13V78H12ZM56 79H57V78H56ZM58 79L61 80L60 78H58ZM58 79H57V80H58ZM73 79H74V78H73ZM80 79H81V78H80ZM80 79H79V80H80ZM94 79H95V78H94ZM94 79H92V80H94ZM97 79H98V78H97ZM224 79H225V78H224ZM243 79H244V78H243ZM52 80H53V79H51V81H52ZM70 80H71V79H70ZM75 80H76V79H75ZM225 80H226V79H225ZM228 80H229V79H228ZM233 80H234V79H233ZM237 80H239V79L236 78L235 81H237ZM240 80H241V79H240ZM240 80H239L237 83H239ZM254 80H255V79H254ZM254 80H253V81H254ZM54 81H56V80H54ZM71 81H72V80H71ZM83 81H85V80H82V82H83ZM242 81H243V80H242ZM2 82H1V83H2ZM58 82L61 83L60 81H58ZM64 82L66 83L65 85H67V84H68L67 82H69V80H68L67 82H66V80H65ZM85 82H86V81H85ZM94 82H96V81H94ZM100 82H101V81H100ZM102 82H103V81H102ZM105 82H106V80H105ZM244 82H245V81H244ZM55 83H56V82H54V85H55ZM73 83H75V82H73ZM88 83H89V82H88ZM98 83H99V80H98ZM98 83H97V84H98ZM234 83H235V82H234ZM234 83H233V84H234ZM42 84H43V86L40 85V86H41V89L43 88V89L45 90V89L47 88V86H49L50 83L48 82V85L46 86V88H44L45 85H44L43 82H42ZM45 84H47V83L45 82ZM52 84H53V83L51 82L50 85L52 86ZM57 84H58V83H57ZM63 84H64V83H63ZM63 84H61V85H63ZM69 84H70V83H69ZM77 84H78V83H77ZM82 84H83V83H82ZM90 84H91V81H90ZM90 84H89V86H90ZM94 84H95V83H94ZM94 84H92V85L94 86ZM99 84H100V83H99ZM105 84H106V83H105ZM105 84H104V85H105ZM245 84H246V83H245ZM78 85H79V84H78ZM78 85H77V86H78ZM225 85H226V84H225ZM225 85H224V86H225ZM0 86H1V85H0ZM56 86H57V85H56ZM56 86H54V87H56ZM58 86H59V84H58ZM71 86H72V85H71ZM74 86H76V84H75ZM77 86L75 87V88H76L75 90H77V89L80 87V86H79V87L77 88ZM86 86H87V85H86ZM224 86H223L222 88H219V89H221V92H225L227 95H228L229 93H230V94L235 93V91H232V93H231V90H232V89H231V88H228L227 86H226V87H227V88H226L227 90L224 89ZM231 86H232V84H231ZM236 86H237V85H235V87H236ZM238 86H239V85H238ZM240 86H242V85H240ZM87 87H88V86H87ZM257 87H258V86H257ZM52 88H53V87H52ZM63 88H64V90H66V89H65L66 87H65L64 85L61 86V89H60V90H63ZM69 88H72V87H69ZM69 88H68V89H69ZM89 88H90V87H89ZM89 88H88V89H89ZM92 88H93V87H92ZM239 88H240V87H239ZM246 88H247V87H246ZM248 88H249V87H248ZM248 88H247L246 90H248ZM254 88H255V87H254ZM11 89L13 90V92L11 91ZM16 89H17V88H16ZM16 89H15V92H16ZM43 89H42V90H43ZM54 89H55V88H54ZM72 89H74V88H72ZM98 89H99V88H98ZM103 89H105V88H103ZM228 89L230 90V92H228V91H229ZM236 89H237V88H235V89L233 88V90H236ZM255 89H256V88H255ZM2 90H3V89H2ZM56 90H57V87H56ZM60 90H59V91H60ZM80 90H81V89H80ZM101 90H102V89H101ZM224 90H225V91H224ZM241 90H242V89H241ZM46 91H47V92H45V93H49V92H48L49 90H46ZM69 91H70V89H69ZM83 91H85V89H84ZM83 91H82V92H83ZM91 91H94V89L91 90ZM104 91H105V90H103V92H104ZM226 91H227L228 93H227ZM239 91H240V90H239ZM3 92H4V91H3ZM3 92H1V90H0V130H1L2 128H4V127H2V125L4 124L3 120H4V118L6 119V118L9 116V111H10L9 106L6 104L8 101H7L6 103H4V102H5V100H4L5 98H3V96H4V95L2 94ZM53 92H54V91H53ZM67 92H68V90L65 91V93H67ZM75 92H76V91H75ZM82 92H81V93H82ZM88 92H89V91H88ZM101 92H102V91H101ZM101 92H99V93H101ZM236 92H237V91H236ZM11 93H10V94H11ZM42 93H44V92H41L40 95H41ZM45 93H44V94H45ZM55 93H56V92H55ZM70 93H71V92H70ZM72 93H73V92H72ZM93 93H94V92H93ZM93 93H92V94H93ZM237 93H238V92H237ZM4 94H5V93H4ZM10 94H9V95H10ZM53 94H54V93H53ZM63 94H64V93H63ZM63 94H62V95H63ZM67 94H68V93H67ZM84 94H85V93H84ZM223 94H224V93H223ZM226 94H225V95H226ZM243 94H245V93H243ZM251 94H252V93H251ZM6 95H7V94H6ZM6 95H5V96H6ZM55 95H58V94L56 93ZM73 95L76 97V95H75L74 93H73ZM73 95L71 94L70 97H72ZM88 95H89V94H88ZM93 95H94V97H95V94H93ZM96 95H97V94H96ZM100 95H101V94H100ZM100 95H97L98 98H100ZM106 95H105V96H106ZM234 95H235V97H238V96H236V94H233V96H234ZM7 96H8V95H7ZM63 96H64V95H63ZM65 96H66V95H65ZM79 96H80V94H79ZM103 96H104V95H103ZM229 96H232V95H229ZM239 96H240V95H239ZM9 97H10V96H9ZM41 97H42V96H41ZM41 97L39 96V98H41ZM44 97L46 98V96L43 95V99H44ZM70 97H69V98H70ZM89 97H90V96H89ZM92 97H93V96H91V98H92ZM224 97H225V96H224ZM251 97H252V96H250V98H251ZM52 98H53V97H52ZM52 98H51V100H52ZM54 98H55V97H54ZM72 98H73V97H72ZM76 98H77V97H76ZM86 98H87V97H86ZM107 98H108V97H107ZM231 98H233V97H230V99H231ZM245 98H246V97H245ZM11 99H12V98H11ZM46 99H47V98H46ZM66 99H68V98H66ZM79 99H80V98H79ZM79 99H78V100H79ZM81 99H84V98L81 97ZM225 99H226V97H225ZM228 99H229V98H228ZM234 99H237V98H234ZM7 100H8V98H7ZM40 100H42V98H41ZM85 100H86V99H85ZM94 100H96V99H94ZM94 100H93V101H94ZM100 100L102 101V99H100ZM252 100H253V99H252ZM42 101H43V100H42ZM53 101H54V100H53ZM55 101H56V100H55ZM72 101H73V100H72ZM72 101L70 102L71 105H72V103H73ZM74 101H75V100H74ZM90 101H91V100H90ZM96 101L98 102V100H96ZM103 101H104V100H103ZM106 101H107V100H106ZM228 101L231 103V100H228ZM232 101H233V100H232ZM38 102H39V100H38ZM43 102H44V101H43ZM56 102H59V101H56ZM91 102H92V101H91ZM40 103H41V102H40ZM60 103H61V101H60ZM68 103H69V102H68ZM70 103H69V105H70ZM75 103L78 105V102H77V101H76ZM80 103H81V102H80ZM226 103H228V102L226 101ZM233 103H234V102H233ZM5 104H6V105H5ZM11 104H12V103H11ZM51 104H52V103H51ZM66 104H67V103H66ZM95 104H96V103H95ZM95 104H94V105H95ZM37 105H38V104H37ZM37 105H36V106H37ZM48 105H49V104H48ZM48 105H46V107H47ZM56 105H57V104H55L54 106H56ZM69 105H68V106H69ZM83 105H84V103H83ZM83 105H82V106H83ZM89 105H90V103H89ZM212 105H213V104H212ZM224 105H225V104H223V106H224ZM232 105H233V104H231V106H232ZM44 106H45V105H44ZM44 106H43V103H42L40 106H38V108H39V109H38L39 113L37 112V114H38V116H40V117H39V119L41 120L40 123H42V124L45 123L44 125H46V124H47V123H46L47 121H49V120H50V121H52V120L54 121V120H55L54 117H56V116L51 115L53 119H52L51 117H50V118H47V117H46L47 114H46V115L44 114V113H46L47 111L45 110L46 112H43V109L45 108ZM51 106H52V105H51ZM51 106H50V107H51ZM58 106H59V104H58ZM63 106H64V105L62 104V107H63ZM110 106H109V107H110ZM226 106H228V104H227ZM233 106H236V105H233ZM233 106H232V107H233ZM11 107H12V106H11ZM43 107H44V108H43ZM66 107H67V106H64V108H66ZM96 107H98V106H96ZM104 107H105V106H104ZM206 107H207V106H206ZM206 107H205V108H206ZM212 107H213V106H212ZM232 107H231V110L234 109V108L232 109ZM51 108H53V107H51ZM57 108H60V107H57ZM71 108H72V107H71ZM71 108H70V109H71ZM82 108H84V107H82ZM102 108H103V107H102ZM141 108H142V109H141ZM197 108H198V107H197ZM45 109H46V108H45ZM49 109H50V108H48V110H49ZM62 109H63V108H62ZM94 109H95V108H94ZM100 109H101V108H100ZM144 109H145V108H144ZM146 109H147V108H146ZM146 109H145V110H146ZM206 109H207V108H206ZM210 109H212V108L210 107ZM250 109H251V108H250ZM98 110H99V109H98ZM103 110H104V109H103ZM106 110H109V109H108V108H107V109L105 108V112L103 111L104 113H102V114H105L106 112H107V114H108V111H106ZM180 110H181V109H180ZM180 110H177V112L179 113ZM203 110H204V108H203ZM207 110H209V109H207ZM207 110H206V111H207ZM222 110H223V109H222ZM226 110H227V109H226V107H225V111H226ZM231 110H229V111H231ZM52 111H53V110H52ZM52 111H51V112H52ZM55 111H57V110H56V107H55ZM62 111H63V110H62ZM64 111H65V110H64ZM109 111L112 112L111 110H109ZM114 111H113V112H114ZM141 111H140V113H142ZM169 111H170V110H169ZM169 111H168V112H169ZM225 111H224V112H225ZM233 111H234V110H233ZM10 112H11V111H10ZM12 112H13V111H12ZM14 112H16V110H15ZM48 112H50V111H48ZM48 112H47V113H48ZM57 112H58V111H57ZM59 112H60V111H59ZM65 112H68V111L66 110ZM69 112H70V111H69ZM71 112H72V111H71ZM93 112H94V111H93ZM99 112H100V111H99ZM99 112H98V113H99ZM101 112H102V111H101ZM165 112H166V111H165ZM181 112H184V113H187V114L190 113V116H191V113H192L191 111H189V110H185V109L181 110ZM181 112H180V114L182 115L183 113H181ZM207 112H208V114H209L210 111H207ZM226 112H228V111H226ZM226 112H225V114H227ZM248 112H249V111H248ZM54 113H55V112H54ZM72 113H74V112H72ZM94 113H95V112H94ZM178 113H176V114H178ZM203 113H204V112H203ZM212 113H213V112H212ZM212 113H210L211 116L213 115ZM50 114H51V113H50ZM60 114H61V113H60ZM66 114H67V113H65V116H66ZM81 114H82V113H81ZM81 114L79 113L78 115H81ZM91 114H92V113H91ZM96 114H97V113H96ZM114 114H115V113H114ZM166 114H167V113H166ZM166 114H165V115H166ZM169 114H170V113H169ZM169 114H167V115H169ZM171 114H172V113H171ZM187 114H186V116H187ZM192 114L194 115V113H192ZM201 114H202V113H201ZM204 114H206V113H204ZM204 114H202V115H203V117H205V120H206V118H208V117H209L208 119H210V115L205 116ZM216 114H217V113H216ZM233 114H234V113H232V115H233ZM235 114H236V113H235ZM238 114H239V113H238ZM238 114H237V115H238ZM252 114H253V113H252ZM252 114H251V115H252ZM57 115H59V114H57ZM76 115H77V114H76ZM84 115H85V114H84ZM110 115H112V114H110ZM140 115H141V114H140ZM165 115L163 114V115H161V116H164V118H165ZM184 115H185V114H183V118H186V116L184 117ZM193 115H192V116H193ZM217 115H218V114H217ZM219 115H220V113H219ZM221 115H222V114H221ZM227 115H229V114H227ZM59 116H60V115H59ZM69 116H71L70 113H69ZM85 116H86V115H85ZM85 116H84V118H85ZM87 116H88V115H87ZM92 116H93V115H92ZM94 116L97 117L96 115H94ZM98 116H99V115H98ZM101 116H102V115H101ZM106 116H107V115H106ZM136 116H137V115H136ZM154 116H156V115H154ZM157 116H158V115H157ZM159 116H160V115H159ZM171 116H172V115H171ZM173 116H174V115H173ZM188 116H189V115H188ZM195 116H196V115H195ZM229 116H230V115H229ZM229 116H228V117H229ZM235 116H236V115H235ZM67 117H68V116H67ZM117 117H118V116H116V118H117ZM120 117H121V116H120ZM129 117H130V116H128V117H126V118H129ZM131 117H130V119H131ZM134 117H135V116H134ZM143 117H144V116H143ZM167 117H168V116H167ZM178 117H179V116H177L176 118H178ZM239 117H240V115H239ZM239 117H238V118H239ZM12 118H13V117H12ZM37 118H38V117H37ZM69 118H71V117H69ZM78 118H79V117H78ZM81 118H82V117H81ZM89 118H90V117H89ZM99 118H100V117H99ZM101 118H102V117H101ZM101 118H100V119H101ZM106 118H107V117H106ZM108 118H109V117H108ZM110 118H111V116H110ZM112 118H113V117H112ZM114 118H115V115H114ZM118 118H119V117H118ZM118 118H117V119H118ZM132 118H133V117H132ZM137 118H138V117H137ZM164 118H163V119H164ZM168 118H169V117H168ZM168 118H167V119H168ZM172 118H173V117H172ZM172 118H170V119H172ZM174 118H175V117H174ZM174 118H173V119H174ZM180 118H181V116H180ZM214 118L216 119V117H214ZM214 118H213V119H214ZM232 118H233V117H232ZM35 119H36V118H35ZM82 119H83V118H82ZM82 119H80V120H82ZM97 119H98V118H97ZM97 119H95L96 121L93 120V121L95 122V124H96V122H97ZM104 119H105V118H104ZM124 119H125V118H124ZM159 119L161 120L160 117H158V119H154V120H158V122H160ZM165 119H166V118H165ZM173 119H172V120H173ZM186 119H188V117H187ZM191 119H192V118H190V119H188V120L190 121ZM196 119H198V117H196ZM203 119H204V118H203ZM208 119H207V120H208ZM211 119H212V118H211ZM211 119H210V120H211ZM215 119H214V120H215ZM217 119H220V118L218 117ZM226 119H227V118H226ZM226 119H225V120H226ZM233 119H234V118H233ZM6 120H7V119H6ZM63 120H64V119H63ZM76 120H77V119H76ZM78 120H79V119H78ZM85 120H86V119H85ZM110 120H111V119H110ZM112 120H114V119H112ZM133 120H134V119H132V121H133ZM135 120H136V118H135ZM135 120H134V121H135ZM174 120H175V119H174ZM179 120H180V119L178 118V121H179ZM193 120H194V119H193ZM200 120H201V119L199 118L198 121L201 122ZM243 120H244V119H243ZM256 120H257V119H256ZM8 121H9V120H8ZM35 121H36V120H35ZM70 121H71V119H70ZM74 121H75V119H74ZM89 121H90V120H89ZM107 121H108V120H107ZM107 121H106V123H107ZM116 121H117V120H116ZM125 121H127V120L125 119L124 122H125ZM140 121H142V120H140ZM140 121H139V122H140ZM148 121H149V120H148ZM161 121H165V120H161ZM169 121H170V120H168L167 122H169ZM176 121H177V120H176ZM181 121H182V120H181ZM185 121H187V120H185ZM212 121H213V120H211V122H212ZM241 121H242V120H241ZM43 122H44V123H43ZM54 122H55V121H54ZM63 122H64V121H63ZM67 122H68V121H67ZM75 122H76V121H75ZM79 122H80V121H79ZM91 122H92V121H91ZM111 122H112V121H111ZM137 122H138V121H137ZM139 122H138V123H139ZM158 122H157V123H158ZM165 122H166V121H165ZM165 122H164V123H165ZM179 122H180V121H179ZM193 122H194V121H193ZM195 122H196V120H195ZM214 122H216V121H214ZM220 122H221V121H220ZM256 122H257V121H256ZM258 122H260V121L258 120ZM261 122H264V121H261ZM5 123H6V122H5ZM36 123H37V122H36ZM40 123L38 122V123L36 124V126H37V127L40 126L41 128H44L43 125H39ZM65 123H66V122H65ZM106 123H104V124H106ZM108 123H110V122H108ZM117 123H118V121H117ZM122 123H123V122H122ZM126 123H127V122H126ZM133 123H134V122H133ZM133 123H132L131 125H133ZM143 123H144V122H143ZM148 123H151V120H150ZM170 123H171V122H170ZM252 123H253V122H252ZM6 124H7V123H6ZM56 124H57V121H56ZM62 124H64V123H62ZM87 124H88V123H86V125H87ZM100 124H102V123L100 122ZM100 124H99V125H100ZM111 124H112V123H111ZM135 124H136V123H135ZM159 124H160V123H159ZM166 124H167V123H166ZM230 124H231V123H230ZM256 124H257V123H256ZM256 124H255V125H256ZM34 125H35V123H34ZM58 125H60V124H58ZM65 125H66V124H65ZM71 125H72V123H71ZM77 125H78V124H77ZM84 125H85V124H84ZM92 125H93V124H92ZM171 125H172V124H171ZM255 125H254V126H255ZM3 126H6V125H3ZM53 126H54V125H53ZM62 126H63V125H62ZM101 126H102V125H101ZM123 126H124V124H123L121 127H123ZM135 126H136V125H135ZM168 126H169V125H168ZM244 126H245V124H244ZM1 127H2V128H1ZM10 127H11V126H10ZM37 127H34V128L36 129V132H35V133H36V134H39V132H40L42 129L38 132V131H37ZM50 127H51L50 129L53 130V129H52V126H50ZM70 127L72 128V126H70ZM130 127H132V126H130ZM138 127H139V126H137V128H138ZM248 127H249V126H248ZM257 127H258V126H257ZM57 128H58V127H57ZM71 128H70V129H71ZM74 128L76 129V127H74ZM83 128H85L86 131L89 130L88 133H87V134H88L87 136L93 134V130H94V129L92 130V132H90V131H91L90 128H92V127H88V128L83 127ZM93 128H95V127H93ZM97 128H98V127H97ZM100 128H101V127H100ZM105 128H106V127H105ZM139 128H141V127H139ZM239 128H240V127H239ZM39 129H40V128H39ZM45 129H47V131H45ZM45 129H44L43 131L49 133V132H48V129H49V128H45ZM54 129H56V128H54ZM70 129H66V131L69 132L70 134L68 133V134H69V135H68L67 132H66V134H65V133L63 134V136L61 135V134L63 133L61 130H60V131H61L62 133H61L60 131L58 132V131L56 130L57 133H56V132L54 133V135L56 134V136H54V139L56 140V138H58V137H57V134H58V135L61 136V137H59L58 139H60V140L62 139V140H63V139H65V138H64V135H65V137H66V136L69 137V139L67 138V142H65V143L68 145V141L70 140L69 143L72 144V141L76 140V138H77L76 136H78V135L80 134L82 128H77L76 130H72V129H71V131H70ZM78 129H80V130H78ZM87 129H88V130H87ZM102 129H103V127H102ZM102 129H101V130H102ZM130 129H131V128H130ZM194 129H195V128H194ZM260 129H261V127H260ZM262 129H263V127H262ZM68 130H69V131H68ZM98 130H99V129L95 130L94 133L97 132ZM113 130H114V129H113ZM125 130L127 131V129H125ZM145 130H146V129H145ZM248 130H249V129H248ZM73 131H74V132L79 131V132H76V133H75V134H77V135H75V139H74V140H73L74 135H72L73 133L71 134V132H73ZM83 131H85V130L82 129V132H83ZM104 131H106V130L104 129ZM109 131H110V130H109ZM128 131H129V127H128ZM128 131H127V132H128ZM131 131H133V130H131ZM131 131H130V133H131ZM137 131H138V130H137ZM210 131H211V130H210ZM249 131H250V130H249ZM256 131H257V130H256ZM6 132H8V131H6ZM37 132H38V133H37ZM53 132H54V131H53ZM64 132H65V130H64ZM100 132H101V131H100ZM100 132H99V133H100ZM115 132H116V131H115ZM115 132H114V133H115ZM123 132L126 133L125 131H123ZM123 132H120V134L123 133ZM134 132H135V130H134ZM146 132H147V131H146ZM149 132H150V131H149ZM149 132H148V134H150V136H151L152 134L149 133ZM191 132H192V131H191ZM224 132H225V131H224ZM224 132H223V134H226V133H224ZM238 132H239V131H238ZM35 133H34V134H35ZM41 133H42V132H41ZM43 133H44V132H43ZM51 133H52V132H51ZM60 133H61V134H60ZM78 133H79V134H78ZM85 133H86V132H85ZM105 133H106V132H105ZM111 133H112V132H111ZM130 133H129V135H130ZM194 133H195V132H194ZM197 133H198V132H197ZM228 133H229V132H228ZM250 133H251V132H250ZM255 133H256V132H255ZM36 134H35V137H36V136L39 137V136L41 135V134H40V135H36ZM96 134H97V133H96ZM106 134H107V133H106ZM109 134H110V133H109ZM109 134H107V135L109 136ZM116 134H117V133H115V135H116ZM120 134H119V135H120ZM133 134H134V133H133ZM136 134H137V133H136ZM138 134H139V133H138ZM192 134H193V133H192ZM242 134H243V133H242ZM257 134H258V133H257ZM257 134H255V135H257ZM49 135H51V134H49ZM49 135H48V134H47V135L45 134L46 137H47V136L49 137ZM71 135L73 136L72 139H70V136H71ZM80 135H84V134H80ZM94 135H95V134H94ZM94 135H92V136H94ZM103 135H104V134H103ZM110 135H111V134H110ZM112 135H114V134H112ZM117 135H118V134H117ZM121 135H122V134H121ZM251 135H252V134H251ZM255 135H254V136H255ZM43 136H44V134H43ZM45 136H44V137H45ZM84 136H86V135H84ZM122 136L124 137V136H126V135H122ZM130 136H131V135H130ZM148 136H149V135H148ZM178 136H179V135H178ZM197 136H198V134L196 135V137H197ZM229 136H230V135H228V137H229ZM236 136H237V135H236ZM38 137H36L38 141H43L42 139L39 140ZM50 137L52 138L53 135L50 136ZM79 137H81V136H79ZM79 137H78L79 140H77L78 143H80V142L82 141V138H79ZM82 137H83V136H82ZM100 137H103V136H100ZM100 137L98 136L97 138H100ZM115 137H117V136H115ZM132 137H133V136H132ZM141 137H142V135H141ZM224 137H225V136H224ZM228 137H227V138H228ZM250 137H251V136H250ZM36 138H35V139H36ZM40 138H42V137L40 136ZM87 138H88V137H87ZM87 138L85 139V137H83V139H85V140H88V139H89V138H88V139H87ZM90 138H91V137H90ZM103 138H104V137H103ZM110 138H111V137H110ZM113 138H114V137H113ZM117 138H118V137H117ZM124 138H125V137H124ZM152 138H153V137H152ZM155 138H156V137H155ZM155 138H153V139H155ZM175 138H176V137H175ZM198 138H199V137H198ZM232 138H233V137H232ZM260 138H261V137H260ZM30 139H31V138H30ZM45 139H46V138H45ZM92 139H93V138H92ZM94 139H96V138L94 137ZM108 139H109V138H108ZM128 139H129V137H128ZM130 139H131V138H130ZM180 139H181V138H180ZM180 139H179V140H180ZM224 139H225V138H224ZM246 139H247V137H246ZM37 140H34V141H37ZM46 140H48V139H46ZM55 140H53V141H55ZM60 140H59V141H60ZM62 140H61L60 144H61V143H64V141H62ZM97 140H98V139H97ZM110 140H111V139H110ZM124 140L126 141V139H124ZM143 140H144V138H143ZM167 140H168V139H167ZM170 140H172V139H170ZM176 140H177V138H176ZM222 140H223V139H222ZM225 140H226V139H225ZM231 140H232V139H231ZM0 141H2V140H0ZM49 141H50V140H49ZM49 141H47V142H49ZM53 141H52V142H53ZM88 141H89V140H88ZM108 141H109V140H108ZM118 141H119V139H118ZM125 141H124V142H125ZM138 141H139V140H138ZM163 141H164L165 143L167 142L166 140H163ZM183 141H184V140H182L181 142H183ZM228 141H229V140H228ZM232 141H233V140H232ZM32 142H33V141H32ZM44 142H45V140H44ZM47 142H46V144H48ZM52 142H51V143H52ZM83 142H85V141H82L81 143H83ZM92 142H95V141H92ZM92 142H91V143H92ZM96 142H97V141H96ZM103 142H104V141H103ZM112 142H113V141H112ZM122 142H123V140H122ZM144 142H145V141H144ZM154 142H155V141H154ZM164 142H163V143H164ZM168 142H169V141H168ZM168 142H167V143H168ZM220 142H222V141H219L218 143L220 144ZM223 142H225V141H223ZM235 142H236V141H235ZM35 143H37V142H35ZM39 143H40V142H39ZM41 143H42V142H41ZM53 143H54V142H53ZM57 143H58V142H57ZM57 143H56V144H53L54 147H52L53 149H57V150H53V151H52V152H55V153H56V151H57V156H56L54 153H53V154L51 153V155H53V156L55 155L56 158L59 159L58 154L64 152V151L67 149V147L64 146V148L66 147L65 150L61 147V149H63V150H62V152H60L59 149H58L57 147L55 148V146H58ZM65 143H64V144H65ZM73 143H74V145H76L77 142L75 143V141H74ZM87 143H88V142L86 141V144H87ZM105 143H106V142H105ZM108 143H110V141H109ZM114 143H115V142H114ZM132 143H133V142H132ZM141 143H143V141H142ZM145 143H146V142H145ZM160 143H162V142H160ZM173 143H174V140H173ZM178 143H179V141H178ZM225 143H226V142H225ZM228 143H229V142H228ZM230 143H231V141H230ZM236 143H237V142H236ZM238 143H240V142L238 141ZM253 143H255L254 140H253ZM44 144H45V143H44ZM101 144H102V143H101ZM111 144H112V143H111ZM123 144H124V143H123ZM136 144H137V143H136ZM158 144H159V143H158ZM179 144H180V143H179ZM219 144H218V145H219ZM221 144H222V143H221ZM221 144H220V146H217V147L220 148L221 146H224V145H221ZM223 144H224V143H223ZM234 144H235V143H233V145H234ZM242 144H243V143H242ZM248 144H249V143H248ZM35 145H36V144H35ZM50 145H51V144H50ZM50 145L48 144V146H50ZM61 145H62V144H61ZM81 145H82V144H81ZM95 145H96V144H95ZM109 145H110V144H109ZM126 145H127V142H126ZM129 145H131V142H130ZM134 145H135V142H134ZM137 145H138V144H137ZM142 145H143V144H142ZM159 145H160V144H159ZM159 145H158V146H159ZM162 145H163V144H162ZM253 145H254V144H253ZM40 146H41V144H40ZM44 146H46V145H43V148H44ZM48 146H46V148H47ZM62 146H63V145H62ZM79 146H80V145H79ZM87 146H88V145H87ZM87 146L85 145L84 149H87V148H88ZM103 146H104V144H103ZM106 146H107V144H106ZM112 146H113V145H112ZM143 146H144V145H143ZM165 146L168 147V146H170V145H168V146L165 145ZM165 146H164V147H165ZM173 146H174V145H173ZM177 146H178V145H177ZM208 146H210V145L208 144ZM238 146H240V145L238 144ZM248 146H249V145H248ZM248 146H246L247 149H249ZM250 146H251V145H250ZM50 147H51V146H50ZM68 147H69V146H68ZM77 147H78V146H77ZM82 147H83V146H82ZM86 147H87V148H86ZM91 147H92V146H91ZM91 147H90V148H91ZM93 147H94V146H93ZM97 147H100V146H97ZM125 147H126V146H125ZM164 147H162V148H164ZM233 147H234V146H233ZM243 147H244V146H243ZM48 148H49V147H48ZM71 148L73 149V147H70L69 150H66V151H67V154L64 152L65 154L63 155V156L67 155V157L69 156L68 159H70V160H71V158H70L71 156H70V155H73L74 152H76L74 149H73L74 151L72 152V149H71ZM80 148H81V146H80ZM80 148H79V149H80ZM100 148H103V147H100ZM111 148H112V147H111ZM123 148H124V146H123ZM170 148H171V147H170ZM221 148H222V147H221ZM224 148H225V147H224ZM61 149H60V150H61ZM84 149H83V150H84ZM95 149L97 150V148H95ZM115 149H116V148H115ZM115 149H114V150H115ZM153 149H154V148H153ZM211 149H212V148H211ZM211 149H209V150H211ZM237 149H238V148H237ZM243 149H244V148H243ZM251 149H252V148H251ZM83 150H82V152H83ZM98 150H99V149H98ZM114 150H113V151H114ZM124 150H125V149H124ZM137 150H138V149H137ZM164 150H165V148H164ZM220 150H221V149H220ZM225 150H226V149H225ZM244 150H246V149H244ZM262 150H263V149H261V151H262ZM49 151L51 152V148H49ZM85 151H86V150H85ZM85 151H84V152H85ZM93 151H94V148L92 149V152H93ZM106 151H107V150L104 151V154H105V153H106L107 155L110 154V153H108V152H106ZM111 151H112V150H111ZM148 151H150V150H148ZM148 151H147V152H148ZM152 151H153V150H152ZM155 151H156V150H155ZM155 151H154V153H155ZM235 151H237V150H235ZM68 152H70V153L72 152L73 154H72V153L69 154ZM79 152H80V157H81V156H82V155H81V154H82V153H81V150H80ZM84 152H83V154H84L83 156H86V155H88V153H89V152H88V153L85 155ZM90 152H91V150H90ZM92 152H91V153H92ZM132 152H133V150H132ZM147 152H146V153H147ZM230 152H231V151H230ZM240 152H241V150H240ZM240 152L237 151L236 153H240ZM243 152H244V151H243ZM253 152H254V151H253ZM100 153L102 154V153H103V150H102ZM128 153H130V152H128ZM241 153H242V152H241ZM244 153H247V152H244ZM244 153H242V155H243ZM250 153H251V152H250ZM262 153H264V150H263ZM89 154H90V153H89ZM94 154L98 156L99 152H98V154H97V152L94 153ZM101 154H99V156H100ZM104 154H102V156H100V157H101V158H104V157H103ZM152 154H153V153H152ZM251 154H252V153H251ZM251 154H250V155H251ZM253 154H254V153H253ZM259 154H261L260 151H259ZM259 154H258V155H259ZM0 155H1V154H0ZM61 155H62V154H60V156H61ZM75 155L78 156V155H77V152L75 153ZM111 155H113V154H111ZM111 155H110V156H111ZM120 155H121V153H120ZM120 155H118V156H120ZM126 155H127V154H126ZM133 155H135V154H133ZM231 155H232V154H231ZM246 155H248V154H246ZM263 155H264V154H263ZM55 156H54V157H55ZM63 156H62V157H63ZM88 156H89V155H88ZM97 156H95V157H97ZM122 156L124 157L125 155H122ZM152 156H153V155H152ZM224 156H225V155H224ZM239 156H240V155H239ZM244 156H245V155H244ZM244 156H243V157H244ZM252 156H253V155H252ZM252 156H251V157H252ZM256 156H257V155H256ZM54 157H53V158H54ZM67 157H66V159H67ZM89 157H90V156H89ZM89 157H87V158H89ZM100 157H99V158H100ZM106 157H108V156H106ZM106 157H105V159H107ZM113 157H114V156H113ZM123 157H122L121 161L123 160ZM133 157H134V156H133ZM153 157H154V156H153ZM206 157H207V156H206ZM221 157H222V156H221ZM226 157H227V156H226ZM247 157H248V156H247ZM259 157H260V156H259ZM64 158H65V157H63V160H64ZM77 158H78V157H77ZM109 158H112V157H109ZM109 158H108V159H109ZM117 158H118V157H117ZM125 158H126V157H125ZM134 158H137V159H138L139 156H138V157H134ZM142 158H143V157H142ZM207 158H210V157L208 156ZM218 158H220V157H218ZM233 158H235V157H233ZM233 158H231V159H233ZM58 159H57V160H58ZM60 159H61V158H60ZM90 159H91V158H90ZM92 159H93V158H92ZM95 159H97V158H95ZM112 159H114V158H112ZM137 159H136V161H137ZM215 159H216V158H215ZM72 160H73V159H72ZM203 160H204V158H203ZM219 160H220V159H219ZM222 160H223V158H222ZM228 160H229V159H228ZM233 160H234V159H233ZM51 161H52V160H51ZM98 161H99V159H98ZM113 161H116V160H113ZM117 161L119 162L120 160H117ZM206 161H208V160L206 159ZM244 161H246V160H244ZM140 162H141V161H140ZM223 162H224V161H223ZM227 162H229V161H227ZM117 164H118V163H117ZM119 164H121L122 167H123V164H122V163L119 162ZM119 164H118V166H119ZM126 164H127V163H125V165H126ZM219 164H220V163H219ZM227 164H228V163H227ZM220 165L223 167L222 163H221ZM231 165H233V164H231ZM239 165H242V167H243V164H239ZM134 166H135V164H134ZM213 166H214V165H213ZM213 166H212V167H213ZM215 166H216V165H215ZM217 166H218V164H217ZM226 166H228V165H226ZM233 166L235 167V165H233ZM256 166H257V165H256ZM130 167H131V166H129V168H130ZM210 167H211V166H210ZM236 167H237V166H236ZM242 167H241V168H242ZM249 167H250V166H249ZM249 167H247V168H249ZM261 167H262V166H261ZM261 167H260V168H261ZM118 168H119V167H118ZM149 168H150V167H149ZM255 168H256V167H255ZM257 168H258V166H257ZM48 169H49V168H48ZM67 169H69V168H67V167H60V168H58V170H57V174H61L63 171H65V170H67ZM127 169H128V168H127ZM127 169H126V170H127ZM209 169H210V168H209ZM211 169H212V168H211ZM251 169H252V168H251ZM69 170H70V169H69ZM118 170H119V169H118ZM121 170H124V169H121V167H120L119 173H120V172L122 173ZM126 170H124V171H126ZM131 170H132V169H131ZM134 170H137V168H134L133 171H134ZM220 170L222 171V169H220ZM220 170H217V171H220ZM244 170H247V169H244ZM249 170H250V169H249ZM257 170H259V169H257ZM137 171H138V170H137ZM147 171H148V170H147ZM149 171H150V169H149ZM210 171H211V170H210ZM210 171H209V172H210ZM254 171H256V170H253L252 172H254ZM263 171H264V170H263ZM263 171H262V172H263ZM140 172H143V171H140ZM140 172H138V173L141 174ZM213 172H214V171H213ZM230 172H231V171H230ZM235 172H236V171H235ZM252 172H251V174H252ZM121 173H120V174H121ZM127 173H128V171L125 172V173H123V174H124V175H125V174L127 175ZM133 173H134L135 175L137 174V172H133ZM149 173H150V172H149ZM245 173H246V172H245ZM263 173H264V172H263ZM52 174H53V173H52ZM117 174H118V173H117ZM120 174H118V175L120 176ZM128 174H129V173H128ZM134 174H131V175H133V177L129 174V176L132 177L131 180H133V182H135V181H134L135 179H138V178H139V177L134 178V176H135ZM139 174H137V176H138ZM144 174H146L145 171H144ZM147 174H148V172H147ZM208 174H209V173H208ZM214 174H215V173H213V175H214ZM237 174H239V172H238ZM257 174H258V172H257ZM124 175H123V176H124ZM160 175H161V174H160ZM160 175H159V177H160ZM240 175H241V174H240ZM240 175H239V177H240ZM258 175H259V176L261 175L260 178L263 177L261 173L258 174ZM263 175H264V174H263ZM139 176H140V178L138 179L139 181H137V180H136V181H137V182H140V181H141V182L143 183V181H142V179H141L143 175L141 174V175H139ZM148 176H149V174H148ZM156 176H158V175H156ZM252 176H253V175H252ZM252 176H250V178H251ZM4 177H5V176H4ZM58 177H59V176H58ZM58 177H56L55 179H56V183H57V184H56V187L59 188V187L63 186V183H62L63 179H58ZM126 177H127V176H126ZM207 177H208V176H207ZM235 177H237V176H235ZM235 177H234V178H235ZM239 177H238L237 179H239ZM254 177H255V176H254ZM46 178H47V177H46ZM120 178H121V177H120ZM128 178H129V177H127V179H128ZM133 178H134V179H133ZM147 178H148V177H145V179L143 178L144 181L147 180ZM149 178H150V177H149ZM149 178H148V179H149ZM225 178H226V177H225ZM215 179H217V178H215ZM220 179H221V178H220ZM261 179H262V178H261ZM125 180H126V179H125ZM149 180H150V179H149ZM218 180H219V178H218ZM233 180H234V179H233ZM235 180H236V178H235ZM248 180L250 181V179H248ZM26 181H27V180H26ZM29 181H30V180H29ZM128 181H129V180H128ZM150 181L153 183V181H155V180H150ZM226 181H227V180H226ZM236 181H237V180H236ZM253 181H254V180H253ZM36 182H37V181H36ZM50 182H51V181H50ZM52 182H53V181H52ZM133 182H132V183H133ZM145 182H148V181H145ZM145 182H144L145 187H149V185H147L148 183L145 184ZM168 182H169V180H168ZM231 182H233V181H231ZM149 183H150V182H149ZM152 183H151V184H152ZM157 183H159V182H157ZM160 183H161V181H160ZM206 183H208V182L206 181ZM254 183H255V182H254ZM254 183H253V184H254ZM135 184H136V183H135ZM153 184H155V183H153ZM162 184H163V183H162ZM162 184H161V187H163V186L165 185V183H164L163 186H162ZM175 184H176V183H175ZM196 184H197V183H196ZM232 184H233V183H232ZM137 185H138V184H137ZM139 185H140V183H139ZM139 185H138V186H139ZM146 185H147V186H146ZM155 185L157 186V184H155ZM193 185H194V184H193ZM197 185H198V184H197ZM207 185H208V184H206V186H207ZM210 185H211V184H210ZM212 185H213V183H212ZM245 185H247V183H246ZM248 185H249V184H248ZM48 186H49V185H48ZM48 186H47V187H48ZM151 186H153V185H151ZM156 186H155V187H156ZM158 186H159V185H158ZM167 186H168V185H167ZM167 186H166V187H167ZM179 186H180V185H179ZM200 186H201L202 188H203V187L205 188V185L203 186V184L200 185ZM238 186H239V185H238ZM238 186H237V187H238ZM254 186H255V185H254ZM254 186H253V187H254ZM256 186H257V185H256ZM7 187H8V186H7ZM54 187H55V186H54ZM139 187L142 188V185L139 186ZM153 187H154V186H153ZM188 187H189V186H188ZM192 187H193V186H192ZM233 187H234V186H233ZM51 188H52V187H51ZM58 188H57V189H58ZM168 188H171V187H168ZM181 188H182V187H181ZM197 188H199V187H197ZM229 188H230V187H229ZM249 188H251V187H249ZM7 189H8V188H7ZM55 189H56V188H55ZM142 189H143V188H142ZM149 189H151V190L154 189V190H155V188H153V189H152V188H149ZM171 189H172V188H171ZM192 189H193V188H192ZM206 189H207V187H206ZM226 189H227V188H226ZM238 189H239V188H238ZM253 189H254V188H253ZM43 190H45V189H43ZM144 190H145V189H144ZM157 190H159V189L157 188ZM160 190L164 191V190H165V186L163 187V189H160ZM181 190H182V189H181ZM235 190L237 191V189H235ZM239 190H240V189H239ZM34 191H35V193H36L37 189L33 190V192H34ZM41 191H42V190H41ZM70 191H71V190H70ZM145 191H146V190H145ZM155 191H156V190H155ZM166 191H167V190H166ZM201 191H202V190H201ZM220 191H222V188H221ZM244 191H245V190H244ZM252 191H253V190H252ZM37 192H39V191H37ZM46 192H47V191H46ZM152 192H153V191H152ZM156 192H157V191H156ZM171 192H174V191H171ZM177 192H178V191H177ZM181 192H182V191H181ZM185 192H186V191H185ZM208 192H210V191H208ZM245 192H246V191H245ZM248 192H249V191H248ZM26 193H27V192H26ZM41 193H43V192H41ZM49 193H50V192H49ZM160 193H161V191H160ZM168 193H169V191H168ZM179 193H180V191H179ZM199 193H201V192H199ZM210 193H211V192H210ZM213 193H216V192H213ZM220 193H221V192H220ZM232 193H233V192H232ZM239 193H241V192H239ZM242 193H243V192H242ZM251 193H252V192H251ZM259 193H260V195H263V194H264V185H262V186L259 188ZM28 194H29V191H28ZM30 194H31V193H30ZM30 194H29V196H30ZM32 194H33V193H32ZM43 194H44V193H43ZM43 194H41V195H43ZM53 194H54V193H53ZM55 194H56V191H55ZM174 194H175V193H173V195H174ZM183 194H184V192H183ZM201 194H202V193H201ZM224 194H225V193H224ZM230 194H231V193H230ZM49 195H50V194H49ZM51 195H52V192H51ZM56 195H58V194H56ZM167 195H168L167 193L164 194V196H167ZM177 195H178V194H177ZM180 195H181V193H180ZM191 195H192V194H191ZM193 195L195 196L196 194H193ZM198 195H199V194H198ZM212 195H213V194H212ZM212 195L209 194L208 196H212ZM222 195H223V193H222ZM225 195L228 196L227 194H225ZM234 195H235V194H234ZM34 196H35V194H34ZM182 196H183V195H182ZM208 196H206V197H208ZM214 196H215V195H214ZM24 197H25V196H24ZM167 197H169V196H167ZM237 197H238V196H237ZM240 197H241V196H240ZM32 198H33V197H32ZM48 198H49V196H48ZM50 198H51V197H50ZM50 198H49V199H50ZM165 198H166V197H165ZM170 198H171V197H170ZM177 198H179V197H177ZM188 198H189V197H188ZM202 198H203V197H202ZM212 198H213V197H212ZM215 198H217V197H215ZM218 198H219V197H218ZM228 198H230V197H228ZM33 199L35 200V198H33ZM52 199H54V198H52ZM56 199H57V198H56ZM58 199H59V198H58ZM58 199H57V200H58ZM161 199H162V198H161ZM175 199H176V198H174V200H175ZM191 199H192V197H191ZM197 199H198V198H197ZM199 199H201V198L199 197ZM206 199H208V198H206ZM57 200H56V201H57ZM162 200H163V199H162ZM166 200H168V198H167ZM171 200H172V199H171ZM174 200H172V201H174ZM240 200H241V199H240ZM49 201H50V200H49ZM51 201H52V200H51ZM51 201L48 202V203H47L46 201H45V202H46L47 204H50ZM182 201H183V200H182ZM189 201H190V200H189ZM201 201H203V199H202ZM204 201H205V200H204ZM242 201H243V199H242ZM58 202H59V200H58ZM178 202H179V201H178ZM191 202L194 203V201H191ZM227 202H228V201H227ZM231 202H232V201H231ZM233 202H234V201H233ZM52 203H53V202H52ZM34 204H35V203H34ZM221 204H222V203H221ZM228 204H231V203H228ZM32 205H33V203H32ZM36 205H37V204H36ZM52 205H53V204H52ZM162 205H166V202H165V204L162 203ZM162 205H161V206H162ZM225 205H226V204H225ZM231 205H232L233 207H232ZM231 205H230V206H231L232 208H235V207H237V206H239V207L241 206V205H240V201H239L238 199H237V201H235V202H234L233 204H231ZM33 206H35V205H33ZM168 206H169V205H167V207H168ZM221 206H222V205H221ZM226 206H227V205H226ZM46 207H47V206H46ZM50 207H51V205H50ZM162 207H164V206H162ZM43 208H44V207H43ZM164 208H166V207H164ZM223 208H224V207H223ZM227 209H228V208H227ZM244 209H245V208H244ZM218 210H220V209H218ZM224 210H225V211H224V216L220 219V221L215 222V224H218V223L220 222V225H221V228H222V229H221V233H222V235L225 236V237H231L232 240H233V242L235 243V247H236L237 249H239V251H241V252H248V251H251V252H252V255H255V257H257V258H255L256 261H257V259H258V260L264 262V255H263V254H264V249H263V248H264V237H261V236H255V235H253L252 233H250L249 231L244 230V229L241 228L240 226H236V225H235V226H232L231 220H232L233 216H232V215H228L227 212H226L227 210H226V209H224ZM240 210H241V209H240ZM38 211H39V209H38ZM81 211H82V210H81ZM88 211H89V210H88ZM220 211H221V210H220ZM216 212H217V211H216ZM225 212H226V213H225ZM83 213H84V212H83ZM87 213H88V212H87ZM235 213H237V212H235ZM95 214H96V212H95ZM27 215H28V214H27ZM87 215H88V214H87ZM87 215H86V216H87ZM58 216H59V215H57V217H58ZM96 216H97V215H96ZM96 216H95V217H96ZM57 217H56V218H57ZM68 217H69V216H68ZM97 217H98V216H97ZM199 217H200V216H199ZM210 217H211V216H210ZM210 217H209V218H210ZM64 218H66V217H64ZM70 218H71V217H70ZM72 218H75V217L72 216ZM72 218H71V219H72ZM88 218H89V215H88ZM98 218H99V217H98ZM205 218H206V217H205ZM23 219H25V218H23ZM82 219H84V217L81 218V220H82ZM91 219H92V218H91ZM200 219H201V218H200ZM207 219H208V218H207ZM46 220H47V219H46ZM59 220H60V219H59ZM61 220H62V219H61ZM69 220H70V219H69ZM84 220H85V219H84ZM84 220H83V221H84ZM94 220H95V219H94ZM96 220H97V218H96ZM202 220H205V219H202ZM17 221H18V220H17ZM63 221H64V220H63ZM70 221H71V220H70ZM73 221H74V220H73ZM89 221H90V220H89ZM206 221H208V220H206ZM209 221H210V220H209ZM211 221L213 222V220H211ZM60 222H61V221H60ZM81 222H82V221H81ZM96 222H98V221H96ZM202 222H203V221H202ZM88 223H89V222H88ZM91 223H92V222H91ZM203 223H204V222H203ZM48 224H49V223H48ZM56 224H58V221H56ZM59 224H61V223H59ZM62 224H63V223H62ZM207 224H209V223L207 222ZM210 224H211V223H210ZM234 224H235V223H234ZM33 225H34V224H33ZM52 225H53V222H52ZM22 226H23V225H22ZM47 226H48V225H45L44 227H47ZM55 226H57V225H55ZM55 226L53 225L52 228H55ZM210 226H211V225H209V227H210ZM41 227H42V226H41ZM58 227H59V226H58ZM73 228H74V227H73ZM76 228H77V227H76ZM92 228H94V227H92ZM218 228H220V227H218ZM31 229H32V228H31ZM38 229H40V226L38 227ZM49 229H50V228H49ZM55 229H56V228H55ZM69 229H70V228H69ZM95 229H96V228H95ZM177 229H178V228H177ZM177 229H176V230H177ZM214 229H215V228H214ZM36 230H37V229H36ZM65 230H66V229H65ZM38 231H39V230H38ZM41 231L43 232V230H41ZM44 231L46 232L47 230H44ZM53 231H54V230H53ZM70 231H71V230H70ZM76 231H77V230H76ZM81 231H82V230H81ZM81 231H80V232H81ZM85 231H86V230H85ZM89 231H90V230H89ZM212 231H213V230H212ZM219 231H220V230H219ZM219 231H218V232H219ZM19 232H20V230H19ZM31 232H32V231H31ZM34 232H35V231H34ZM56 232H58V230H57ZM59 232H60V231H59ZM73 232H74V231H73ZM78 232H79V230H78ZM90 232H91V231H90ZM160 232H161V231H160ZM163 232H164V231H163ZM171 232H172V231H171ZM171 232H170V233H171ZM213 232H214V231H213ZM32 233H33V232H32ZM47 233L49 234L50 232L47 231ZM54 233H55V231H54ZM63 233H64V232H63ZM88 233H89V232H88ZM88 233H87V234H88ZM164 233H166V232H164ZM215 233H216V232H215ZM42 234H43V233H42ZM55 234H56V233H55ZM57 234H58V233H57ZM61 234H62V233H61ZM89 234H90V233H89ZM91 234H92V233H91ZM166 234H168V233H166ZM194 234H195V233H194L191 229H190V230H189V229L183 230V228H182V229L179 228L178 231H176V232H174V233H173V232L171 233V235L175 236V238L177 239L178 243H180L181 246H185V247L190 246L189 243H188V240H194V239H195ZM206 234H207V233H206ZM208 234H209V233H208ZM217 234H218V233H217ZM44 235H45V234H44ZM84 235H85V234H84ZM233 235H235V236H233ZM53 236H54V235H53ZM53 236H52V237H53ZM167 236H169V235H167ZM211 236H212V235H211ZM213 236H214V235H213ZM20 237H21V236H20ZM170 237H171V239H172V236H170ZM204 237L209 238V236H207V235H206V236H203L202 238H204ZM22 238H23V237H22ZM207 238H206V240H207ZM29 239L31 240L32 238H29ZM29 239H28V240H29ZM46 239H47V238H46ZM176 239H175V240H176ZM21 240H22V239H21ZM26 240H27V239H26ZM33 240H34V239H33ZM40 240H41V239H40ZM173 240H174V239H173ZM201 240H202V239H201ZM206 240H205V241H206ZM230 240H231V239H230ZM22 241H23V240H22ZM22 241H21V243L23 244V242H24V247L26 248L27 246H25V245H26V244L28 245V243H25V242H27V241H23V242H22ZM42 241H44V238L42 239ZM46 241H47V240H46ZM219 241H221V240H219ZM219 241H218V242H219ZM225 241H226V240H225ZM29 242H30V241H29ZM32 242H33V241H32ZM32 242H31V244L34 245ZM34 242H35V241H34ZM37 242H38V245H39V244H40L39 242H41V241H37ZM49 242H50V241H49ZM56 242H57V241H56ZM83 242H84V241H83ZM198 242L200 243V241H198ZM198 242H197V244H198ZM202 242H203V241H201V243H202ZM206 242H209V243H210V240H209V241H206ZM206 242H205V243H206ZM47 243H48V242H46V243L44 242V245L47 244ZM57 243H59V242H57ZM81 243H82V241H81ZM81 243H80V244H81ZM176 243H177V242H176ZM194 243H195V242H194ZM22 244H21V246H22ZM48 244H49V243H48ZM48 244H47V245H48ZM53 244H54V243H53ZM60 244H61V243H60ZM60 244H57V245H59V247H60V246H61ZM195 244H196V243H195ZM202 244H204V243H202ZM207 244H208V243H207ZM44 245H40V246H42V248H43ZM49 245H50V244H49ZM193 245H194V244H193ZM15 246H16V245H15ZM17 246H18V247H14V248H17V250H18V248H20V247H19V244H18ZM29 246H30V245H29ZM63 246H64V245H63ZM63 246H61V247H63ZM83 246H84V245H83ZM105 246H106V245H105ZM191 246H192V244H191ZM200 246H201V245H200ZM229 246H230V245H229ZM24 247H23V248L21 247L22 252H23V250L25 249ZM30 247H31V246H30ZM52 247H53V246H52ZM66 247H67V246H66ZM68 247H69V246H68ZM107 247H108V246H107ZM201 247H202V246H201ZM4 248H5V247H4ZM27 248H28V247H27ZM34 248H35V245H34ZM38 248H39V246H37L36 249H38ZM40 248H41V247H40ZM44 248H45V247H44ZM44 248H43V249H44ZM53 248H54V247H53ZM55 248H56V247H55ZM64 248H65V247H64ZM83 248H84V247H83ZM102 248H103V250L105 249V247H102ZM108 248H109V247H108ZM188 248H189V247H188ZM197 248H198V247H196V249H197ZM32 249H33V248H32ZM48 249H49V248H48ZM70 249H71V248H70ZM115 249H116V248H115ZM190 249H191V248H190ZM192 249H193V247H192ZM199 249H200V247H199ZM19 250H20V249H19ZM21 250H20V251H21ZM34 250H35V249H34ZM34 250H31V251L33 252ZM40 250H41V249H40ZM59 250H60V248H59ZM194 250H195V247H194V249H193V252H194V253L192 252L193 255L196 254V253L199 251V250H198V251L195 253ZM14 251H16V250H14ZM31 251H30V252H31ZM43 251H44V250H43ZM52 251H53V249H52ZM60 251H61V250H60ZM228 251H229V250H228ZM230 251H231V250H230ZM17 252H19V251H16V252H14V253H17ZM24 252H25V251H24ZM24 252H23V253H24ZM28 252H29V251H28ZM223 252H224V251H223ZM33 253H36V257L39 258V260H41V256H42V254H41V252H40L39 250H38V252H37V251H36V252L34 251ZM42 253H43V252H42ZM117 253H118V252H117ZM19 254H20V252H19ZM31 254H32V253H31ZM60 254H61V256L63 255L61 252H60ZM65 254H66V252H65ZM65 254H64V255H65ZM69 254H70V253H69ZM110 254H112V253H110ZM199 254H200V252H199ZM243 254H244V253H243ZM248 254H249V253H248ZM27 255H28V254H27ZM29 255H30V254H29ZM32 255H33V254H32ZM66 255H67V254H66ZM66 255H65V257H66ZM112 255H113V254H112ZM189 255H190V253H189ZM196 255H198V254H196ZM244 255H245V254H244ZM73 256H74V254H73ZM62 257H63V256H62ZM62 257H61V258H62ZM65 257H64V258H65ZM67 257H69V255H68ZM114 257H115V256H114ZM148 257H150V256H148ZM152 257H153V256H152ZM158 257H160V256H158ZM54 258H55V257H54ZM191 258H192V257H191ZM193 258H194V257H193ZM211 258H212V257H211ZM215 258H216V257H215ZM246 258H247V257H246ZM253 258H254V257H253ZM55 259H56V258H55ZM55 259H54V260H55ZM129 259H130V258H129ZM129 259H128V260H129ZM28 260H29V259H28ZM37 260H38V259H37ZM37 260H36V261H37ZM39 260H38V262H39ZM45 260H46V259H45ZM54 260L52 259L51 262H53ZM111 260H112V259H111ZM122 260H123V259H122ZM157 260L160 261L159 258H158ZM202 260L205 261L206 259L202 258ZM242 260H243V259H242ZM255 260H254L253 262H255ZM26 261H27V260H26ZM43 261H44V260H43ZM112 261H113V260H112ZM117 261H118V260H117ZM209 261H210V260H209ZM24 262H25V261H24ZM27 262H28V261H27ZM40 262H42V261H40ZM40 262H39V264H40ZM45 262H46V261H45ZM51 262H50V263H51ZM56 262H57V261H56ZM68 262H69V261H68ZM119 262H120V261H119ZM151 262H152V261H151ZM33 263H35L34 260H33L32 264H33ZM47 263H48V262H47ZM53 263L55 264V262H53ZM53 263H52V264H53ZM130 263H131V261H130ZM174 263H175V262H174ZM213 263H214V262H213ZM251 263H252V261H251ZM12 264H13V263H12ZM27 264H28V263H27ZM29 264H30V263H29ZM37 264H38V263H37ZM43 264H44V263H43ZM109 264H110V263H109ZM139 264H140V262H139ZM161 264H162V263H161ZM170 264H172V263H170ZM176 264H177V263H176ZM182 264H184V263L182 262ZM188 264H189V263H188Z\"/></svg>","mask_w":264,"mask_h":264},{"label":"clouds","instance_id":"3","mask_svg":"<svg viewBox=\"0 0 264 264\" xmlns=\"http://www.w3.org/2000/svg\"><path fill=\"white\" fill-rule=\"evenodd\" d=\"M52 255V252L50 249H47L43 254H42V259H48Z\"/></svg>","mask_w":264,"mask_h":264}]
</instances>
